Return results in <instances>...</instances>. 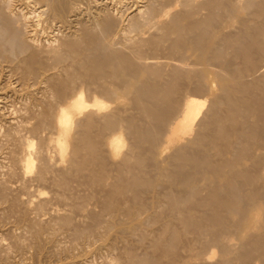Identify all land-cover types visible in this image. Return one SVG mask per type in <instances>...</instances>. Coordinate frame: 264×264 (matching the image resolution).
<instances>
[{"label":"rangeland","instance_id":"374dc122","mask_svg":"<svg viewBox=\"0 0 264 264\" xmlns=\"http://www.w3.org/2000/svg\"><path fill=\"white\" fill-rule=\"evenodd\" d=\"M13 2L12 3H14L15 2V0H12ZM26 1V0H25ZM25 1L24 0H19V4L17 3L18 2V0H16V2L13 4V7H15V8H17V9H23V11H27L28 12V10L30 11V9H28L27 8V6H26V4H25ZM89 1H90V3H89ZM118 0H85V3H83L82 4V7H83V9H85L84 11H83V13H84V20L85 21H87L88 19H89V15L90 14H88V11H89V9H90V11H92V10H94L92 7L94 6V5H96V7L94 6V8L96 9H98V8H101V6H102V10H104L105 12H106V14L105 15H107V13H108V17L109 18H111V19H109V22H111L113 25H118V26H120L121 25V27H122V23H126V24H123V26L124 27H126L127 26V24H129L128 23V21L129 22H131V20H133V19H135V18H133V17H136V13L139 15V13L138 12H136V11H138L139 10V8L141 7V11H143V12H146L145 10H146V4H147V1H145V0H127V1H123V0H120V2L118 1ZM137 1V2H136ZM153 1V0H152ZM155 1V0H154ZM161 1H163V3L161 2ZM161 1H159L158 0V2L159 3H161V4H163V5H161V6H168V7H171V4H173L172 5V9L174 10V14L176 13V15L178 16V17H180L181 18V20L183 19V21H186V20H188L187 18H188V16H190L189 17V20H190V18H192L193 19V16H195V15H200V17H202L201 18V20H206V21H204V22H207L208 24H206V23H204L205 24V27H203L204 26V24L202 23V21H201V24H202V30L201 29H199V30H201V31H199V30H196V27H200V25L201 24H199V26H196L197 24H196V22H193L192 24L190 23V25H193L194 26V23H195V26L193 27V26H191V27H193V28H191V29H193L195 32H196V34H195V32L192 34L193 36V38L196 40V38H195V35L197 36V34L199 33H201L200 35H199V37L197 38L199 41L201 40V39H203L204 37H207L206 39H205V41H209L210 39L212 40V42H215V44H216V41H215V38H213L214 37V35H216L215 33H213L214 31H211V29L212 28H215L214 26L213 27H211L210 26V24L211 25H214V23H215V25L217 26H221L222 28H223V30H225L226 32H231L232 31V29L234 28L233 27V25H234V23H228L227 25H226V23L223 21V19H224V17L227 15V13H229L228 11H226V7L229 5V3H231V0H219V1H217V0H205V6H204V0H188L189 2H187V0H186V5L184 4V3H182V2H185V1H183V0H161ZM193 1V2H192ZM195 1V2H194ZM202 1V2H201ZM216 3H215V2ZM229 1V2H228ZM261 2H262V0H260ZM260 1L258 2V4H256V5H252V7L250 6V10L251 11H249V8H248V11L247 10H245V12H244V14L245 13H247V12H253V11H256V9L258 10L259 8V6H261V5H264V3H260ZM264 1V0H263ZM21 2H24L23 4L21 3ZM93 2H95L94 4H93ZM99 2V3H98ZM101 2V3H100ZM122 2V3H121ZM156 2V4H155V6L159 9H163L164 7H160L159 6V4H158V2H157V0L155 1ZM199 2V3H198ZM219 2H222V3H220V5H219ZM97 3V4H96ZM121 5H120V4ZM165 3L167 4V5H165ZM169 3H171V4H169ZM180 3H181V5H180ZM189 3V4H188ZM192 3H195V4H193L192 5V7H187L188 5H190L191 6V4ZM224 3L225 4H228L227 6L226 5H224ZM89 4V5H88ZM93 4V5H92ZM100 4V5H99ZM117 4V5H116ZM119 4V5H118ZM133 4V5H132ZM158 4V5H157ZM188 4V5H187ZM196 4H197V6H196ZM217 4H218V7H217ZM222 4V5H221ZM259 4H261V5H259ZM23 5H25L26 7H24ZM36 5V4H35ZM38 5V4H37ZM85 7H84V6ZM104 5H106V7H108L107 9H108V11L109 12H107V9H105L106 7L104 6ZM117 7H115V6ZM175 5V6H174ZM199 5V6H198ZM214 5H216V7L214 6ZM257 5H258V7H257ZM21 6V7H20ZM91 8H90V7ZM122 6V7H121ZM125 6H126V8H125ZM139 6V7H138ZM145 6V7H144ZM159 6V7H158ZM220 6H224V7H222L225 11H223V9L222 10H219V8H221ZM226 6V7H225ZM254 6H256V7H254ZM137 7V8H136ZM175 7V8H174ZM183 7H185V8H183ZM195 7H199L198 9L197 8H195ZM205 7H207V8H205ZM214 7V8H213ZM24 8H25V10H24ZM89 8V9H88ZM116 8V9H115ZM121 8H122V10H121ZM128 8V9H127ZM135 8V9H134ZM142 8L144 9V10H142ZM165 8H167V7H165ZM189 8H192L191 10L189 9ZM216 8H218V11L216 10ZM254 8H256L255 10H252V9H254ZM260 8H262V11H259V10H261V9H259L258 11H259V19L257 18V17H254L253 19V23H252V25L254 26H251L250 24V22H247V23H249V24H245L244 26H247L248 25V27H249V25H250V27L249 28H252V29H249L252 33H253V29L254 28H257L256 29V31L258 32V34H257V32L256 31H254V33L256 32V35L254 36L253 34V37H249L250 39H248V35L249 34H251V32L249 33L248 32V28L246 29V27H245V29L246 30H244V31H246V33L248 32V34L247 35H244L243 37L245 38V39H242L243 37H241L242 35L241 34H239V36L238 37H240L241 39H240V41H246L245 43L243 42H241L242 44H241V47H239L240 46V42H238L239 43V45H238V43L237 44H235L237 41H239V39H234V38H236L237 36L236 35H234V34H231V35H229L228 33V35H227V37H233L234 36V38H232L231 37V39H233L232 41H234V40H236V42L234 43V50L237 52H232L233 50H229V49H233V46H231L230 45V43L232 42H230V38H228L229 39V41L228 42H230L229 43V45H228V42H226L225 41V39H227L225 36L226 35H224V34H219L221 37V39H216L217 40V42H218V40L221 42V44H219V46L222 48V51H224V52H222V55H221V59H223V60H225V61H229L228 63H229V67H230V65H231V67H230V69L233 67V65H235L232 69H235V70H233L234 72H236L235 74H233L234 72L232 71V73H231V71H230V69H228L227 70V68H225L223 65L221 66V65H219V64H217L216 63V65L214 66L215 67V69H220V66H221V69H223V70H227V72H229L228 74H233V75H231L230 77L229 76H227V74H225L224 76H221V75H219V76H216V75H214L213 73H211L210 75V84H211V92L210 93H204V89L201 91V89H195L194 87H195V85H196V82L194 83H191L190 84V86L191 87H187V85H185L184 83H185V79H186V75H184L183 77L181 76V74H179L181 71H177V72H179V73H177L176 72V68H175V72L177 73H174V69H173V71H172V68H174V67H172L173 66V64L175 65V61H177V59L174 61V56L175 55H177L176 53L178 52L177 50H175V52H172L171 53V51H174V48H172V45H174V46H176V47H178L177 45H175V43L177 42V39L178 38H176V37H178V34L179 35H183V36H185V34H183V32L181 31V29H180V27L182 26V23H180V24H178L177 25V22H171V21H174V18L173 19H171L170 18V16H169V18L171 19L170 20V22L168 21H165L166 23H163L164 25H168V24H170V26H172L173 25V23L175 24L174 25V28H173V26H172V28L175 30V34H174V37L173 38H171L173 35V33H174V30H171L170 32H171V34L170 33H168V31H169V29L166 31L167 33H168V38H170L171 40H169L168 38H166L167 37V35H165V34H167L166 32H165V28H164V26H162V28L163 29H165L164 31H162L161 30V26H159V24L157 25V23H154L153 21V23L151 22V21H145V23L142 21V20H145V18H144V13H143V15H142V13H140L141 15H139V16H141V18L140 17H137V19L139 20H141L142 18V20H141V22L143 23V25H145V27L146 28H148V29H146V28H143L144 26H142V29H146L143 33L142 32H140V33H142L143 35L145 34L146 35V38L148 37L150 40H149V42L151 41V40H154V41H156V42H152L151 41V43H153V44H150V46H148L149 45V42H147V39H144V40H146V41H144L143 43H146V45H144L143 43H140V44H137V43H139V40H137L134 44H136V46H139V48H140V46L144 49V50H146L147 52H148V62L150 63V61L151 62H154V64L155 65H153V63L152 64H150V66L152 67V65H153V69L151 68V69H149V71H150V73H154V72H156L157 74L159 73V77L156 75V73H154V75H156V76H154V75H152L154 78H161L162 77V79H164V81L166 80L165 78H169V76L168 75H171V77H172V79H173V77H177V78H175V79H173V80H170L171 79V77H170V79H168L167 78V80H169V81H172V84H167L168 86H169V88H165V91H164V93H167L168 95H164V93L162 94L163 96H164V99H165V96H167L166 98L167 99H163V98H161V99H159L160 97H163L162 95H160V97L159 96H153V95H155V94H153L152 96L153 97H155V98H157V97H159L158 99H153L152 100V106H151V104L149 103V100H146V101H148V103L150 104H148L146 101H144V102H146L147 103V105L145 106L146 107V113L147 114H149V115H147L146 113H144L143 111H142V109H141V107L140 106H137V104H135V103H137L135 100H137L138 102H143V101H139L138 99H135L134 98V100H133V102L131 101V103H124V108H126L127 107V109H126V111H125V115H128L129 117H131L132 116V118H130L129 119V117H126V120H127V124H126V122H125V126L127 125V127H126V129H127V131L126 132H124V135H125V145H124V148H123V150L124 151H122L123 152V154H122V156H121V154L119 155V156H116V158H111V162H112V164H113V166H112V164H110L109 163V161H110V156L108 157V159H106L105 157H106V149H105V147H104V145H101V144H103V142L101 141V139H103L105 136H106V134H107V132H108V130L110 129V128H112L110 125H107L106 124V122H104V121H106V120H104L103 118L101 119V116H100V119H99V117H97V116H95L94 117V115H93V120L94 121H91L92 123H89V125H88V123H87V127H85L86 126V124H84V122L85 121H83V126L82 125H80L81 127H77L76 128V137H77V143L78 144H80L81 142H82V139L81 138H86L85 136H83L82 137V133L83 132H81V131H85V130H87V131H85V133H84V135H86V134H88V138H87V140L91 137V136H93V134H94V136H96V138L101 134L100 132H102V136H104L103 138H102V136L100 135V137H98V138H101V139H99V142L101 143L100 144V147L101 146H103L104 147V149H103V147H101L100 149H98L99 148V142H98V138L97 139H94V137H91L92 139H94L93 141H91V140H89L88 142L90 143V145L89 144H87V145H85V143L83 144V145H85L84 146V148L82 149V143L80 144V147L79 146H77L78 147V149L76 148V150H78L77 152H76V150H75V153H74V150H72V152L73 153H71V151L70 152H68V157H71V158H69V159H66V161H68L67 163V167H65V165H64V161H62L63 163V165H64V167H62L63 165L61 164V166L60 165H58V164H55L54 163V161H58L56 158L58 157V156H55V152L56 151H54V153L51 151L53 148H51L52 146V144L51 145H49V147L51 148H49L50 150L49 151H51L52 152V154H54L53 156H52V154H51V152H49V151H47L48 152V155H51L53 158H55V160L51 157V159H50V161L53 159V161H51V162H49L48 164H49V166L48 167H46V169L47 170H51L49 173H47V171H46V169L45 168H43V170L44 171H46V172H44L42 169H40L41 168V165L39 166V159H36L35 161H34V165L36 164H38V166H36L37 167V169L39 168L40 169V171H37L36 170V168L34 167V169L33 170H35V172L37 171V172H39V173H35V177H34V171H30L33 175H29V172L27 173V172H25L24 171V169H23V164L22 165H20V160L19 161H17V159H19V156H21V158L22 157H24V152H25V150L24 151H21V154L19 155V153H20V151L19 150H23L24 149V146H23V148H22V146H21V138L19 137L20 135H22L23 137H27V138H23V140L22 141H24V143L22 144V145H24L25 144V139H27V140H33V142H36L37 141V139H38V141L36 142V144L34 143V145L37 147L38 145H40V141H41V139H45V137L44 136H46V139H47V135H48V132H49V129H47V127L45 126L44 127V125L42 124V122L41 123H39L40 121H39V119H41V121L43 120L42 118L44 117V115H43V111H41V110H39V109H41L42 107H43V110H44V106L46 105V104H44V103H48V101H49V103L47 104V105H50L51 103L53 104L54 102H56L57 101V98H56V95H51L52 93L54 94V92H56V91H54V92H51V91H53V89H55V90H58V93L59 92H61V90H63L64 91V89H67L66 88V82L68 81V79H69V76L72 74V73H75V72H77L76 71V69L78 70V71H80V69H78V68H75L74 70H73V67H71V70H69V68H67V70L68 71H71V72H68L67 70H65L64 69V71L65 72H68V74L67 73H65L63 70L61 71V73L62 74H64V76H62L63 78L65 77L66 78V75L65 74H67L68 75V79L66 78V79H63L62 77H61V73H60V78H61V81H63V80H65V82H64V84L63 83H61V81H60V79L59 78H55L58 82H55L54 81V83H58V84H54L53 83V85H56V87H57V85H58V87H61L60 89H58V88H56L55 86H54V88H51L52 90L51 91H49V93L47 92V90H45V89H48V88H45L43 85L44 84H42L40 81H38V79H37V82H36V79H34V77L33 78H30L29 77V82L25 79L27 76H23V72H24V69H22V68H20L21 70H18V68H16V70H15V68H12L13 69V71H15V74H13L14 72L12 71V69H11V67H7L6 69H4L5 68V66L4 65H2L1 67H0V69L3 71H1L0 70V126L2 125V127H0V163H1V165H0V190L1 191H3V192H1L0 191V264H178L177 262H179V264H186V263H188V264H220L221 263V261H222V263L221 264H245V262H246V264H264L263 263V261H264V249L262 248V246L264 247V243H262V242H264V194H262V193H264V173H262V172H264V137H262L261 138V136H264L263 135V132H264V101H262V100H264V92H262V90H260L261 88L260 87H262V89L264 88L263 86H264V28H263V26H262V24L264 23L263 22V20L264 19H262L263 17H264V12H263V9H264V6H261ZM28 9V10H27ZM92 9V10H91ZM181 12H179L178 10ZM186 9V10H185ZM188 9L190 10V11H192V12H190V11H188ZM195 9V10H194ZM200 9V10H199ZM212 9V10H211ZM88 10V11H87ZM121 10V11H120ZM172 10V11H173ZM182 10V11H181ZM196 10H199V11H196ZM207 10V11H206ZM208 10H209V12L211 13V11H212V13L214 14V17L213 18H211L213 15H212V13H211V15H210V13L208 14ZM31 11H33V10H31ZM30 11V13H32L31 14V16H32V20H33V22L34 21H39V22H34V23H39V27H40V24L42 23L43 25H41L42 27V29L41 28H39V32H40V34L38 35L37 34V36H38V39L40 40H38L39 42H41V41H43L44 39V41H46L47 39H52V38H56L57 40H56V43L57 42H63L62 40H61V38L64 40L66 37L63 35H61V36H59V34L61 33V31H57V30H60V28H61V30L62 29H65L66 28V25L68 24V22L65 24V23H63V22H59V21H56V20H53V19H51V18H48L47 16H44V15H46V14H36V13H39L38 12V9H36V12L35 11H33V12H31ZM124 11V12H123ZM135 11V12H134ZM140 11V12H141ZM177 11H178V13L180 14V16H179V14L177 13ZM247 11V12H246ZM112 14H111V13ZM118 12V13H117ZM193 12H196V13H193ZM200 14H199V13ZM207 12V13H206ZM224 12H227L226 13V15H225V13ZM260 12H261V14H262V16L260 15ZM263 12V13H262ZM29 12H28V15L30 14ZM90 13V12H89ZM122 14V15H120V16H123V17H120L119 16V14ZM130 13V14H129ZM135 13V15L134 16H132V18L133 19H131V15L132 14H134ZM207 15H210V17L208 16H204L205 14ZM33 14H36V15H33ZM87 14V15H86ZM129 14V15H128ZM145 14H147V13H145ZM202 14V15H201ZM204 14V15H203ZM221 14L222 15H225V16H223L222 18H221ZM39 15H41V17H46L47 18V20H46V18H41V17H39ZM182 15V16H181ZM187 16V17H185V16ZM192 15V16H191ZM247 15V14H246ZM34 16H37V18L35 17L34 18ZM120 17L119 19V23L116 21V20H118V17ZM127 16H128V18H127ZM145 16H147V15H145ZM171 16H173V15H171ZM261 16V17H260ZM38 17L40 18V20L38 19ZM85 17H87V18H85ZM129 17H130V20H129ZM107 18V17H106ZM124 18V19H123ZM126 18V19H125ZM168 18V19H169ZM180 18H178L179 19V22L181 21L180 20ZM196 19H198L199 20V16L198 17H195ZM205 18V19H204ZM208 18V19H207ZM35 19H37V20H35ZM43 19H44V21H43ZM48 19H51L50 21V23H49V21H48ZM82 19V20H83ZM108 19V18H107ZM115 19V20H114ZM177 19V20H178ZM215 21H214V20ZM45 20H46V22H45ZM83 20V21H84ZM111 20V21H110ZM125 20V21H124ZM212 22H211V21ZM257 20H259V22L257 21ZM260 20L262 21V22H260ZM42 21V22H41ZM122 21V22H121ZM223 21V22H222ZM32 22V21H31ZM56 22H57V24H56ZM149 22H151V23H149ZM258 23L259 25V29H258V26L256 25V23ZM45 23V24H44ZM54 25H53V24ZM63 23V24H62ZM198 23V22H197ZM223 23V24H222ZM237 24L239 23V22H236ZM235 23V28L233 29V30H237L236 28L239 26V24H238V26H236L237 24ZM261 23V24H260ZM49 24V25H48ZM51 24V25H50ZM61 24V25H60ZM147 24V25H146ZM148 24H150V25H148ZM152 24L154 25V26H152ZM232 26H231V25ZM53 25V26H52ZM63 25V26H62ZM161 25H162V23H161ZM225 25V26H224ZM264 25V24H263ZM43 26H45L44 28H43ZM49 26V27H48ZM158 26H159V28H158ZM165 26V27H166ZM184 26V25H183ZM231 26V27H230ZM256 26V27H255ZM261 26H262V28H261ZM46 27H48V29H46ZM65 27V28H64ZM151 27V28H150ZM153 27H154V29H153ZM155 27H157V28H155ZM178 27H179V29H178ZM188 26H186V28H187ZM233 27V28H232ZM58 28V29H57ZM182 28V27H181ZM184 28H185V26H184ZM195 28V29H194ZM206 28H209L208 30H209V33L208 32H206L207 34H209V36H210V38L208 39V35L205 33H203L202 31L204 30V29H206ZM229 29V28H232V29H229V30H226V29ZM41 29V30H40ZM156 29H158V30H156ZM176 29L178 30V31H176ZM262 29V30H261ZM148 30V31H147ZM212 30H214V29H212ZM231 30V31H230ZM255 30V29H254ZM51 31V32H50ZM57 31V32H56ZM65 31V30H64ZM122 31H124L125 32V29L124 30H122ZM121 31V32H122ZM147 31V32H146ZM151 31V32H150ZM179 31H181L182 33L180 34V32ZM259 31H261V32H259ZM263 31V32H262ZM121 32L119 33L120 34V36L119 37H121L122 38V36L124 35V34H122V36H121ZM133 32H135L136 33V31H130V32H128V34H130V35H135V33H133ZM159 32V33H158ZM164 34L165 36L164 37H162V39H161V36H163L162 34ZM165 32V33H164ZM177 32H179L178 34H176ZM211 32H212V34H211ZM232 32H234V31H232ZM236 32V31H235ZM56 33H59V34H56V36H55V34ZM123 33V32H122ZM125 33H127V31L125 32ZM138 34V32L136 33V35L135 36H137V37H135V38H139L138 36H140L141 34ZM151 35H150V34ZM204 35H203V34ZM259 33H262V34H259ZM49 35V37H48V35ZM138 34V35H137ZM148 34V35H147ZM160 35L161 34V36H158V40L156 39L157 37L155 36V35ZM171 36H170V35ZM57 35L60 37L59 39H60V41H58V38H57ZM152 35H154V36H152ZM177 35V36H176ZM203 35V36H202ZM207 35V36H206ZM212 35V36H211ZM218 34H217V36H219ZM52 36V37H51ZM142 36V35H141ZM140 36V37H141ZM151 38H153V39H151ZM183 36H179L180 38L178 39V44L181 46V49H182V52L183 53H186L187 52V50L186 49H188V48H185V47H182L183 46V44H185L184 42L185 41H187V40H185V38L183 37ZM202 38H201V37ZM217 36H215V37H217ZM247 36V37H246ZM41 37H43V38H41ZM48 37V38H47ZM63 37H65V38H63ZM154 37H155V39H154ZM182 37L184 38V40L182 39ZM191 37V35H190V38L193 40V43H194V39ZM237 37V38H238ZM257 37H259V38H261V39H257ZM263 37V38H262ZM121 38H118V39H121ZM143 38H145V37H143ZM213 38V39H212ZM222 38H224L223 40L226 42V44L225 43H223V41H222ZM256 38V39H255ZM43 39V40H42ZM161 39V40H160ZM164 39V40H163ZM174 39H176V41H174ZM246 39H248V40H246ZM251 39H253V40H251ZM67 40V39H66ZM164 42H163V41ZM165 40H168V41H165ZM192 40H190V41H192ZM250 40H251V43H250ZM256 40V41H255ZM259 40H260V42H262V43H260L259 42ZM65 41V40H64ZM159 41V42H158ZM172 41H174L173 42V44H172ZM189 41V40H188ZM202 41V40H201ZM248 41V42H247ZM160 42H163V43H160ZM180 42H181V44H180ZM257 42V43H256ZM44 43V42H43ZM54 43H55V41H54ZM189 43V42H188ZM192 43V44H193ZM202 43H204V40L202 41ZM225 44V45H223V44ZM255 43L257 44V45H255ZM259 43V44H258ZM60 44V43H59ZM156 44H158L157 45V47H156ZM186 44H187V42H186ZM192 44H190L191 46H192ZM57 45H58V43H57ZM60 45H62V44H60ZM155 47V49L157 48V50H155L154 49V47ZM201 45V44H200ZM217 45V44H216ZM226 45H228L227 47H230V48H227L228 49V51L226 50V49H223L224 48V46H225V48H226ZM244 46V48H243V46ZM173 46V47H174ZM203 45H201V47H202ZM218 46V45H217ZM236 46V47H235ZM257 46V47H256ZM153 49H152V48ZM158 47H160L159 49H158ZM162 47V48H161ZM176 47H175V49H176ZM193 47H195V46H192V48ZM197 48H198V46H196ZM195 47V49H190L189 48V50H188V52L186 53V55H185V57L184 58H187L186 60H184V62L185 61H187V62H185V63H187V64H190L189 62H191V61H189L188 62V60L190 59H192L193 58V60L194 59H196V57H198L197 59L199 60L200 58H201V56L200 55H197L198 54V52H200L201 53V49H200V51H198L197 52V48ZM254 47V48H253ZM132 48H133V46H129L128 47V50H130V51H132ZM178 48H180V47H178ZM259 48H262V49H260L259 50ZM149 49H151V50H149ZM162 49V50H161ZM173 49V50H172ZM181 49H179V50H181ZM244 49V50H243ZM245 49H246V51H245ZM253 49H254V52H253ZM154 50L156 51V52H154ZM162 52H161V51ZM192 50V51H191ZM195 50V51H194ZM251 50V51H250ZM152 51H153V53H152ZM228 52V55H227V52ZM245 51V52H244ZM247 51H248V53H247ZM256 51H258V52H256ZM194 52V53H193ZM196 52H197V54H196ZM231 52V53H230ZM251 54H250V53ZM158 53V54H157ZM160 53V54H159ZM163 53H164V56H166V57H169V58H166V57H164L163 56ZM167 53H169V54H167ZM172 54V57H171V54ZM179 53V52H178ZM199 53V54H200ZM233 53V54H232ZM244 53H246L245 54V56H244ZM255 53V54H254ZM258 53V54H257ZM260 53H261V55H260ZM154 56H153V55ZM166 54V55H165ZM188 54V55H187ZM197 55V56H195V55ZM226 54V55H225ZM231 54V55H230ZM248 54H249V56H248ZM156 55H159L158 57L156 56ZM189 55H191V56H189ZM253 55V56H252ZM156 56V57H155ZM189 57V59H188V57ZM153 57H154V59H153ZM170 57H171V59H172V61H170L171 59H170ZM176 57V56H175ZM191 57V58H190ZM236 57V58H235ZM245 59H244V58ZM247 57H248V61L250 62V63H247ZM257 57V58H256ZM158 60H157V59ZM234 59V60H230V59ZM151 59V60H150ZM167 60L166 61V63H165V61L163 62V60ZM169 59V60H168ZM220 59V58H219ZM235 59H237V60H235ZM259 59H260V61H259ZM153 60V61H152ZM157 62H156V61ZM192 60V61H193ZM215 60V62L216 61H218V60H216V58L215 59H213L212 61H214ZM256 60V61H255ZM196 61V60H195ZM221 61V60H220ZM233 61H237V63H239V65L238 64H236L235 62V64L233 63ZM241 61V62H240ZM243 61V62H242ZM246 61V62H245ZM159 62V63H158ZM174 62V63H173ZM183 62V63H184ZM219 62V61H218ZM260 62V63H259ZM170 63V64H169ZM222 63V62H221ZM241 63H242V65H241ZM156 64H158V67H160L159 69H161V66L162 67H164V68H162V70L163 71H168V73H170V74H165L164 72H162V71H159L157 68V66H156ZM172 64V65H171ZM246 65V69H242V68H245L244 66ZM169 65V66H168ZM171 65V66H170ZM191 65H192V63H191ZM190 65V66H191ZM239 67H238V66ZM252 67H251V66ZM155 66V67H154ZM185 66H187V65H185ZM238 68H237V67ZM242 66V68H241V71H240V67ZM259 66H261V67H259ZM87 67V66H86ZM85 67V68H86ZM171 68V69H169V68ZM194 67V66H193ZM192 66L191 67H188V68H193ZM216 67H219V68H216ZM225 69H224V68ZM85 68H81V70L82 69H85ZM195 68L197 69V67L195 66ZM194 68V69H195ZM249 68V69H248ZM9 69V70H8ZM11 69V70H10ZM156 69V70H155ZM180 69V68H179ZM178 69V70H179ZM187 69V68H186ZM196 69H195V71H196ZM236 69H237V71H236ZM239 69V70H238ZM11 73V71H12V73L8 76V74H9V72ZM158 70V71H157ZM180 70H183V72H185L184 71V69H180ZM190 70V69H189ZM193 70V69H192ZM252 70V71H251ZM19 71V72H18ZM49 71V70H48ZM47 71V72H48ZM51 71V70H50ZM154 71V72H153ZM194 71V70H193ZM193 71H190V74L191 75H193L192 73H193ZM246 72V74L244 73V75L242 74H240L239 72ZM6 72H8V73H6ZM160 72H161V74H160ZM188 72L189 71H187L186 73L188 74ZM237 72H238V75L240 76H236V74H237ZM257 72H258V74H260L261 75V77L263 76V78L261 79V78H259L258 77V75H257ZM260 72H262V73H260ZM16 73H18V74H20L22 77H19V75L18 74H16ZM71 73V74H70ZM162 73H164L165 74V76H164V74H162ZM167 73V72H166ZM185 73V74H186ZM13 74V75H12ZM70 74V75H69ZM16 75V76H15ZM163 75V76H162ZM175 75V76H174ZM178 75V76H177ZM179 75H180V77H179ZM195 75H196V72H195ZM256 75H257V77H256ZM259 75V76H260ZM15 76V77H14ZM17 76H18V78H17ZM9 77V78H8ZM58 77H59V75H58ZM247 78V77H249L250 79H246L247 81H251L252 82V84H253V86H252V89L253 90H251L250 88V86H251V84H250V81H249V84H248V82L244 79V78ZM252 77H253V79H254V77H255V79L256 80H254V82H255V84H256V82H257V80H263V82L261 83L260 82V80L257 82V84L256 85H254V82H253V80H252ZM20 78H22V79H20ZM80 79L81 78H83V76H80L79 77ZM78 78V79H79ZM258 78V79H257ZM17 79V82L15 81V80ZM19 79V80H18ZM33 79V80H32ZM78 79H77V81H78ZM222 81V82H220V80ZM230 79H232V80H230ZM239 79H240V81L242 80L243 81V79L245 80V83H247V84H245V85H243L241 82H240V84L241 85H243L244 87H246V89H244V87L243 86H241L238 82H239ZM10 80V81H9ZM21 80V81H20ZM22 80H25V81H22ZM30 80H31V82H30ZM67 80V81H66ZM175 80V82L173 83V81ZM15 81V82H14ZM20 81V82H19ZM169 81H167L168 83H170ZM215 81V82H214ZM236 82L233 86H231L232 85V83L233 82ZM238 81V82H237ZM11 82V83H10ZM33 82V83H32ZM35 82V83H34ZM166 82V83H167ZM221 83L222 85H223V88L225 89V88H227V89H229V90H227V94L224 92V90H221L222 89V87H220V85H219V83ZM244 82V81H243ZM9 83H10V85L11 86H14L13 87V91H11L12 90V88L10 87V85H9ZM18 83V84H17ZM21 83H23V84H21ZM24 83L26 84L25 86H24ZM31 83V84H30ZM186 83H188L187 81H186ZM217 83V84H216ZM227 83H230V85L229 84H227ZM6 84H8V85H6ZM19 84H20V87H19ZM27 84H30V86H31V88H32V90H30V86L29 85H27ZM34 86H33V85ZM37 86H36V85ZM42 84V85H41ZM175 84H177L176 86H175ZM183 84V85H182ZM194 84V85H193ZM3 85V86H2ZM172 85H174L175 87H177L176 89H175V87L173 86L172 87ZM184 85H185V87H184ZM225 85V86H224ZM227 85V86H226ZM247 85V86H246ZM248 85H249V87L250 88H248ZM257 85H261V86H257ZM23 86V87H22ZM36 86V87H35ZM39 86H42V88L41 87H39ZM63 86H65V88L63 87ZM242 87V89H241V87ZM28 87H29V90H27L28 89ZM44 87V88H43ZM172 87V88H171ZM178 87H180L179 89H181V90H183L184 88V91H180L179 89H178ZM184 87V88H183ZM233 87V88H232ZM259 87V88H258ZM5 88V89H4ZM11 88V89H10ZM17 88H20V89H17ZM38 88H40L39 90H41V91H46V92H43L45 95H43V93L41 92H39V90H38ZM62 88H64V89H62ZM190 88H192V90H190ZM193 88H194V90L195 91H197V92H195L194 90H193ZM201 88V87H200ZM236 88V89H235ZM257 88L259 89V90H257ZM10 89V90H9ZM21 89H25L24 90V92H22L21 91ZM35 89H36V91H35ZM167 89H169V90H167ZM172 89V90H171ZM177 92H175V94H173L174 93V90ZM237 89H239V90H241V91H244V92H241V91H237ZM19 90V91H18ZM48 90H50V88L48 89ZM226 90V89H225ZM232 90V91H231ZM234 90V91H233ZM249 90H251V92L249 91ZM4 91H5V93H4ZM15 91V92H14ZM16 91H18V92H16ZM30 91V92H29ZM35 91V92H34ZM38 91V92H37ZM170 91H172V92H170ZM182 93V94H180V92ZM188 91V93H190L192 96H194V93H195V95L197 96V97H199L200 96V98L201 99H203V98H206L207 96V98L205 99V102H204V109H206V111H209V109L211 108H213V112L214 113H218V112H216V110L217 111H221V112H219L217 115L215 114V115H213V113H208L209 115L207 116V112H206V115L204 114L205 113V110H204V112H202L203 114H200L199 113V115L201 116L200 118L197 116V118L198 119H196V121H195V125H194V129H193V135L195 134V136L197 135V134H199V138H201L203 141H204V143H205V141L207 140V143H208V141L209 140H213L212 142L211 141H209L210 143H208V145L210 146V148L209 149H211V145L213 144L214 145V142L215 141H217L216 139H213V138H215L214 136L215 135H217V127L216 126H214L212 123H214V121L215 120H213L212 118L213 117H215L216 116V118L215 119H217L216 120V122L215 123H217V122H219V123H222V125H224V123L226 124L225 126H228L225 130H224V132H227L228 130L230 131V133H229V131H228V133L227 134H225L226 135V142L228 141V143L230 142L229 141V139H230V137H229V134H230V136H231V139L233 138V135H234V132H235V130L233 131V128L236 126L235 125V122H237V125H242V126H245L248 130H249V132H252V133H250V135L251 136H249V135H247V138H245L244 137V135L246 136V133L248 134L249 132H246L245 131V133L244 134H242V137H244V139L242 138L241 139V143L243 142L244 143V145H245V147L240 143L239 144V147H240V145H242L243 147H241V148H238V150H237V146H236V151H235V153H234V155H235V159H234V155H233V157L231 156V160H230V162H231V165L229 166V167H231L232 166V169L234 168V170H232V173L235 171V172H237L238 173V175H239V173H240V176L242 177H240V176H238V178H236V176H234V177H232L231 178V184H232V188H230L229 187V189L230 190H232V191H234L235 190V192H237V189H238V192H241V193H239V195H235L236 193H232V195L234 196H231V195H229L228 194V196H230V197H232L231 198V200L232 201H227V202H230V203H227V202H225L224 203V206L226 207H228V210H227V208H226V210L225 211H227V212H225V214L227 215V217L229 216H231L230 217V219L228 218V220L230 221H226L225 219H227V217L226 218H224V216H225V214L223 213L224 211H222V209H225V207L224 206H222V204L223 203H221V199H219V198H221V194L219 195L218 193H216L217 195H215L214 193H211L212 191L209 189V188H202V187H198V183L196 182V180H198V182H200L199 180L201 179V177H200V172H201V168H202V164H199L198 166H196V164H197V162H199L198 160H196V162H193V161H195L194 159L196 158H191L192 159V161H191V159H189L188 161L189 162H186L185 163V161L187 160V159H184V163H181V162H183V158L181 157V155H179V153L177 152V150H174V151H176L177 153H175V152H171V150H173V148L171 149V148H167V149H163L162 151H163V153H162V151H157L156 150V147H155V149H154V151H153V149L151 148V150H150V148L148 149H146V147H147V144H148V146L149 145H152V144H150V143H153V141L152 140H150L151 138H149L150 136H146L145 137V135L146 134H148V133H145V131H144V133H142L143 132V130L141 129V125H148L147 123H149V122H151V123H154V122H157V121H159V119L160 118H162L161 116H160V114L162 113V110H163V108H166V107H170V106H172L173 105V102L171 101V99H173V101H174V99L177 97V95H178V97L179 96H181V95H183V94H186V92ZM220 91H222L221 92V94H220ZM229 91V92H228ZM235 91H237V92H235ZM254 91H255V93L256 94H252V93H254ZM259 91H260V95L259 96H257V94H259ZM263 91H264V89H263ZM30 94V93H32V94H28V93ZM37 92V93H36ZM194 92V93H193ZM202 92V93H201ZM232 92H234V93H232ZM251 93V95H250V93ZM262 92V93H261ZM16 93V94H15ZM17 93H19V94H17ZM21 93V94H20ZM25 93V94H24ZM33 93H34V95H33ZM39 93V94H38ZM46 93L47 94H50L51 95V97L52 98H56V99H50V100H52V101H50L49 99H47V98H49L50 97V95H49V97L46 95ZM171 93H172V95H174V97L171 95ZM187 93V94H188ZM197 93V94H196ZM203 94V95H201V94ZM215 93H219L218 95H216ZM222 93L225 95V97L226 96H228V94H229V96L227 97V98H229V99H227V98H225L224 97V95H223V98H221L220 96H222ZM237 93H240V94H237ZM36 94H38L39 95V97H38V95H36ZM56 94H57V92H56ZM212 94H215V95H213L212 96ZM14 95V96H13ZM16 95V96H15ZM36 95V96H35ZM41 95H43V96H41ZM176 95V96H175ZM199 95V96H198ZM220 95V96H219ZM248 95H250L249 97H248ZM253 95H255L254 96V98H256V96H257V98H256V100H254V102H253V100H251V96H253ZM8 96V97H7ZM25 96V97H24ZM28 96V97H27ZM30 96H32V97H30ZM34 96L39 100L41 97H43V98H41L40 100H42V102L43 101H45L46 100V102H41L40 100L38 101L37 99H35V101H33L34 100ZM46 96V99L44 98ZM57 96H58V94H57ZM150 96L151 95H148V97H149V99H150ZM169 96V97H168ZM215 96V97H214ZM263 96V97H262ZM5 99H4V98ZM10 97H12V98H10ZM20 97V98H19ZM147 97V98H148ZM153 97H151V98H153ZM173 97V98H172ZM177 97V98H178ZM182 97V96H181ZM181 97L179 98V99H181ZM203 97V98H202ZM213 97V98H212ZM241 97V98H240ZM247 97H248V99H247ZM259 97H261V98H259ZM32 99L31 100V102H30V99ZM146 98V99H147ZM169 98V99H168ZM171 98V99H170ZM211 98V99H210ZM232 98H234V100L232 99ZM242 98H244L243 100H242ZM253 98V97H252ZM253 98V99H254ZM263 98V99H262ZM19 99V100H18ZM21 99V100H20ZM26 99V100H25ZM45 99V100H44ZM225 99H226V101H225ZM236 99H237V101H236ZM246 99H247V101H246ZM249 99H250V101H249ZM257 99H259V100H257ZM11 100H13V101H11ZM22 100H25V102H23ZM37 100V101H36ZM48 100V101H47ZM53 100H55V101H53ZM166 101V103L165 104H163V103H161L160 101ZM171 101V103H170V101ZM175 100H177V99H175ZM209 100H211V101H209ZM228 100V101H227ZM232 100L233 101H236V102H239L240 100V102L239 103H237L236 104V102L234 103H232ZM239 100V101H238ZM180 101V100H179ZM208 101H209V103H208ZM220 101H221V103H220ZM224 101H225V103L227 104V105H223V103H224ZM249 101V102H248ZM260 101L262 102V103H260ZM12 102V103H11ZM26 102H27V104H26ZM34 102V103H33ZM39 102H40V104H39ZM150 102H151V100H150ZM158 104H157V103ZM160 102V103H159ZM177 102V101H176ZM175 102V103H176ZM230 102L232 103V104H230ZM251 102V103H250ZM253 102V103H252ZM10 103V104H9ZM21 103L22 104H26V107L24 108V107H22L23 105H21ZM28 103H29V106H28ZM35 103H37L36 104V106H35ZM145 103V104H146ZM156 103V104H155ZM171 105H170V104ZM248 103H250V104H248ZM255 103V104H254ZM15 104L16 105H18V106H15ZM24 104V105H25ZM34 104V105H33ZM42 104L44 105V106H42ZM51 104V105H52ZM113 104H115V103H113L112 102V104L111 105H113ZM140 103H138V105H139ZM141 104H143L144 105V103H141ZM166 104H169V106L168 105H166ZM177 104H179V102H177ZM177 104H174V106H176ZM215 104H216V106H215ZM219 104H222V105H219ZM233 104H235V105H233ZM238 104H239V106H238ZM247 104V105H246ZM254 104V105H253ZM8 105V106H7ZM12 105V106H11ZM33 105V106H32ZM37 105H39V106H41V108H39V106H38V108H37ZM46 105V106H47ZM129 105H131V107L129 106ZM163 105H165V106H163ZM231 105V106H230ZM242 105V106H241ZM256 105V106H255ZM258 105V106H257ZM21 106V107H20ZM35 106V107H34ZM129 106V107H128ZM177 106H179V105H177ZM176 106V107H177ZM213 106V107H212ZM225 106V107H224ZM228 106V107H227ZM248 106V107H247ZM251 106V107H250ZM18 109V107L20 108V111H19V109L17 110L16 108ZM49 106H47L46 108H48ZM151 107V108H150ZM206 107V108H205ZM207 107H209V109L207 110ZM214 107H215V109H214ZM220 109H219V108ZM232 107V108H231ZM235 107L236 108H240L241 107V109H235ZM259 109H258V108ZM262 107V108H261ZM29 108V109H28ZM131 108V109H130ZM218 108V109H217ZM228 108V109H227ZM236 110H234V109ZM248 109V111H247V109ZM251 108H252V111H250L251 110ZM253 108H256V109H253ZM12 109V110H11ZM23 111H22V110ZM27 111H26V110ZM31 109V110H30ZM38 109V110H37ZM133 109V110H132ZM148 109H150V110H148ZM151 109H153V110H151ZM157 109H159L160 110V114H159V111L157 110ZM210 109V110H211ZM227 110L226 111V113L225 112H223L224 110ZM230 109V110H229ZM232 109V110H231ZM25 110V111H24ZM135 110V111H134ZM156 110V111H155ZM173 110V109H172ZM229 110V111H228ZM237 110H239V111H237ZM241 110H242V112H241ZM253 110H254V112L255 111H258V112H253ZM13 111V112H12ZM38 111H40V113L38 112ZM128 111V112H127ZM142 111V114H140V112ZM154 111L156 112V115H152L153 113H154ZM158 111V112H157ZM232 111V112H231ZM31 112V113H30ZM42 112V113H41ZM132 112V113H131ZM136 112V113H135ZM227 112L229 113V112H231L230 114H227ZM235 112H236V114H235ZM239 112V113H238ZM252 112V113H251ZM8 113V114H7ZM35 115H34V114ZM134 113V115H140V116H134V115H132ZM158 113V114H157ZM170 113V112H169ZM234 113V114H233ZM241 113V114H240ZM249 113V114H248ZM251 113V114H250ZM6 114V115H5ZM17 114V115H16ZM20 114V115H19ZM29 116H28V115ZM39 114V115H38ZM146 114V117L147 118H145V115ZM222 114H226V115H228V116H226V120H224L223 121V119H225V116L224 115H222ZM233 114V115H232ZM248 114V115H247ZM257 114H259V115H257ZM262 114V115H261ZM4 115V116H3ZM38 115V117H36ZM141 115H142V119L144 120H140V118H141ZM152 115V116H151ZM164 115V114H163ZM167 115V114H166ZM169 115H174V114H169ZM204 115H205V117H204ZM211 115V116H210ZM241 115V116H240ZM243 115V116H242ZM16 116V117H15ZM19 116H21V117H19ZM86 115H84V117H85ZM143 116H144V118H143ZM149 116V117H148ZM170 116V117H171ZM210 116V117H209ZM213 116V117H212ZM224 116V118L222 119V117ZM230 116H231V118H230ZM240 118H239V117ZM245 116H247V119L246 118H243V117H245ZM262 116H263V118H262ZM135 119H134V118ZM138 117V120H139V122H140V124L141 125H137V128L138 127H140V129H139V131H138V129H136V127H135V125H136V123H135V121L136 122H138L137 121V118ZM155 118V120H153L152 118ZM158 117H160V118H158ZM173 117V116H172ZM209 118V119H211V121L210 122H212V123H209V122H205L206 120L208 121V119H205V121H204V118ZM227 117H228V120H227ZM234 117V118H233ZM236 117V118H235ZM238 117V118H237ZM249 117V118H248ZM16 118V119H15ZM19 118V119H18ZM22 118V119H21ZM39 118V119H38ZM150 118V119H149ZM255 118H258L257 120L255 119ZM18 119V120H17ZM21 119V120H20ZM36 119H38V121L36 120ZM97 121H99L100 120V122H97ZM134 119V120H133ZM150 120L149 122H148V120ZM235 119V120H234ZM240 119H242V120H240ZM254 119V120H253ZM10 122H9V121ZM20 120V121H19ZM85 120V119H84ZM101 120H104V121H101ZM198 120V121H197ZM200 120V121H199ZM203 120V121H202ZM236 120H238V121H236ZM243 120H245V121H243ZM262 120V121H261ZM7 121V122H6ZM18 121V122H17ZM108 121V120H107ZM142 121V122H141ZM146 121V122H145ZM229 121V122H228ZM240 121V122H239ZM241 121H243V122H241ZM252 121H254L255 122V125H254V122H252ZM256 121L258 122V124H259V126L257 127L256 125H257V123H256ZM260 121L263 123H261L260 124ZM16 122V123H15ZM38 124H40L39 126L40 127H37V126H32V127H34V129L30 126V125H38ZM95 122V123H94ZM102 122V125H100L99 123H101ZM144 122L146 123V124H144ZM198 122V123H197ZM224 122V123H223ZM228 122V123H227ZM249 122V123H248ZM252 122V123H251ZM17 123H18V125H17ZM103 123H105V126H103L104 124ZM130 123V124H129ZM214 123V124H215ZM240 123V124H239ZM242 123V124H241ZM250 123L252 124V125H254V126H256L257 127V129H262L263 128V132L262 131H260V130H257V129H255L256 127H254V126H251L250 125ZM16 124V125H15ZM92 126H91V125ZM218 124V123H217ZM227 124H229V125H227ZM13 125H15V126H13ZM23 125V126H22ZM28 125V126H27ZM97 125H99V131L97 130V128H98V126ZM132 127H131V126ZM235 125V126H234ZM250 126V129L248 128L249 126ZM9 126H11V127H14V129L16 130V132H13V131H15V130H13V128H10ZM110 126V127H109ZM128 126L130 127L129 129H128ZM143 126V127H144ZM213 126V127H212ZM248 126V127H247ZM28 127V128H27ZM35 127H36V129H35ZM85 128V129H83V128ZM93 127V128H92ZM102 127V128H101ZM105 127V128H104ZM107 127H109V128H107ZM114 127V126H113ZM142 127V128H143ZM239 126H237V128H238ZM37 128H39V129H37ZM42 128V129H41ZM78 128H82V129H80V131H78ZM88 128V129H87ZM91 128V130H89ZM96 128V129H95ZM104 128V131L102 130ZM107 128V129H106ZM205 128H206V132H205ZM229 128V129H228ZM251 128H252V130H251ZM9 129H11L10 131L11 132H9ZM22 129V130H21ZM27 129V130H26ZM32 129V131H30ZM48 130V131H46V130ZM125 129V128H124ZM132 129V130H131ZM196 129H199V133H197L196 131ZM202 129H204V130H202ZM228 129V130H227ZM253 129H255V131H253ZM13 130V131H12ZM28 130H29V132H28ZM39 131V130H41V131H39V132H37V131ZM94 130H97V133H99V135L97 136L96 134H95V132H94ZM113 130V129H112ZM111 130V131H112ZM128 130H130V135H128ZM140 130H142V132L140 131ZM195 130V131H194ZM201 130H202V132H205V133H207L208 131L207 130H209V135L211 134V136H210V138L208 139V135H203V133L201 132ZM27 131V132H26ZM34 131V132H33ZM37 133H36V132ZM88 131H90V133H87ZM110 130H109V134H110V132H111ZM258 131H260V133H262L261 135H260V133L258 132ZM12 132L14 133V135L12 134ZM26 132V133H25ZM81 132V133H80ZM105 132V133H104ZM139 134V135H137V133ZM200 132L202 133V137H204V138H202V137H200ZM6 133V134H5ZM17 133V134H16ZM23 133V134H22ZM34 133V134H33ZM40 133V134H39ZM93 133V134H92ZM127 133V134H126ZM134 133H136V134H134ZM163 133V132H162ZM161 133V135H163ZM213 133H214V135H213ZM243 133V132H242ZM255 133V134H254ZM256 133H259V135L257 136V137H255L254 135H257ZM30 134V135H29ZM33 134V138H32V135ZM42 134V135H41ZM46 134V135H45ZM89 134H91L90 136H89ZM108 134V135H109ZM134 134V135H133ZM208 134V133H207ZM222 134V133H221ZM5 135H8V136H5ZM26 135V136H25ZM28 135V136H27ZM34 135H36V136H34ZM107 135V136H108ZM127 135L129 136V137H127ZM132 135H133V138H132V140H131V137H132ZM17 136L19 137V138H17ZM78 136H79V138H78ZM135 136V137H134ZM137 136V137H136ZM213 136V137H212ZM250 137V140L253 138V140L251 141V142H253V141H256L255 140V138L257 139V138H261V139H257V141H258V143L256 142V144H254V142H253V144H250L251 146H249V148L252 150H250V149H248V146H247V144L244 142V140L247 142V140L249 141V137ZM260 136V137H259ZM7 137V138H6ZM36 137V138H35ZM148 137V138H147ZM17 138V139H16ZM32 138V139H31ZM126 138H128V140L129 141H127V139ZM134 138H135V140L137 141H135L134 140ZM139 138V139H138ZM6 139V140H5ZM36 139V140H35ZM45 139V140H46ZM78 139H81V141L79 142V140ZM140 140L139 141V143H138V140ZM146 139H148V140H146ZM200 139V140H201ZM230 139V140H231ZM35 140V141H34ZM40 140V141H39ZM84 140V142H87V140H85V139H83ZM131 140V141H130ZM197 141V142H202V140L201 141ZM243 140V141H242ZM133 141L135 142L134 143V145H133ZM146 141H147V143H146ZM150 141V142H149ZM47 142V141H46ZM92 142V143H91ZM96 142V143H95ZM131 142V143H130ZM142 142V143H141ZM250 142V143H251ZM4 143H6V144H4ZM94 143V144H93ZM145 145H144V144ZM206 143V144H207ZM227 143V144H228ZM231 143V142H230ZM230 143H229V145H230ZM19 144H20V146H19ZM98 144V145H97ZM128 144H129V146H128ZM136 144H140L139 146L138 145H136ZM144 146V147H141L142 145ZM193 144V143H192ZM203 144V143H202ZM202 144H199V145H202ZM248 144H249V142H248ZM96 145V146H95ZM195 145V147H197L196 146V144H194ZM198 145V144H197ZM212 145V146H213ZM257 145V146H256ZM260 145V146H259ZM125 146L127 147V148H129V149H131V148H133V149H131V150H128V151H126L127 150V148H125ZM189 146H191V145H189ZM233 146V145H232ZM20 147V148H19ZM39 147V146H38ZM37 147V148H38ZM95 147V149H96V151L95 150H93V148ZM153 147V146H152ZM88 150H87V149ZM89 148H91L92 149V151L94 152H92L91 151V149H89ZM137 149V150H134V149ZM139 148V149H138ZM234 148V147H233ZM256 148V149H255ZM32 149H34V150H37V149H35V148H33L32 147ZM48 149V148H47ZM46 149V150H47ZM80 149V150H79ZM101 149H102V151L104 150V152H102L101 151ZM144 149V150H143ZM171 149V150H170ZM239 149H244V150H242V151H239ZM246 149V150H245ZM6 150V151H5ZM33 150V151H34ZM86 150V151H85ZM140 150V151H139ZM141 150H142V152H141ZM262 150V151H261ZM81 151H83V152H81ZM129 151H130V153H129ZM132 151V152H131ZM137 151H139V152H137ZM152 151H153V156L151 157V153H152ZM170 151V152H169ZM212 151H213V149H212ZM211 151V152H212ZM247 152V153H245V152ZM248 151H250L249 153L251 154H249L248 153ZM6 152V153H5ZM14 152V153H13ZM16 152V153H15ZM22 152H23V154H22ZM87 152V153H86ZM136 152V153H135ZM146 152V153H145ZM148 152H151L150 154L148 153ZM82 153V154H81ZM83 153H85L86 154V156H83L84 154ZM96 153V154H95ZM101 153L102 154H104V155H101ZM135 155H134V154ZM139 153V154H138ZM141 153H144L143 155H144V157H142L143 155L141 154ZM252 153H254V154H252ZM261 155H260V154ZM15 154V155H14ZM16 154L18 155V158H16L15 156H16ZM73 154L75 155V156H73ZM89 154V155H88ZM98 154V155H97ZM128 154H130V155H128ZM138 154V155H137ZM148 154V155H147ZM156 154H157V156H156ZM164 154V155H163ZM181 154V153H180ZM246 154H247V156H246ZM257 154H259V155H257ZM2 155V156H1ZM57 155V154H56ZM71 155V156H70ZM80 155H82V156H80ZM96 155V156H95ZM137 155V156H136ZM145 155H147V157L148 156H150L151 158H153V161L152 160H150L151 158H146V156ZM170 155V159H166L168 156ZM241 156V157H239L238 159H237V157L238 156ZM263 155V156H262ZM55 156V157H54ZM94 156H95V158H94ZM98 156V157H97ZM107 156H108V154H107ZM251 156V157H250ZM258 156V157H257ZM259 156H260V158H259ZM67 157V158H68ZM74 157V158H73ZM79 157H81V158H79ZM83 157V158H82ZM93 157V158H92ZM105 159H104V158ZM172 157H174V158H172ZM198 157V156H197ZM201 157V156H200ZM253 157V158H252ZM16 158V159H15ZM78 158V159H77ZM85 158V159H84ZM101 158H103L104 159V161L103 160H101ZM121 158V159H120ZM126 158V159H125ZM136 158H137V161H136ZM142 158H143V160H142ZM146 158V159H145ZM176 158V160H173V159H175ZM180 158V159H179ZM202 158V157H201ZM204 158V157H203ZM246 158V159H245ZM250 158H251V160L252 159H254L252 162L254 163H252L251 162V160H250ZM258 158V159H257ZM3 159V160H2ZM23 159V158H22ZM75 159V160H74ZM76 159H77V161H76ZM83 159H84V161H83ZM126 160V162H128V164L131 162V159H132V162H133V159L135 160L133 163L134 164H136L138 161V163L136 164V165H134V164H132V165H134V169H136V171L135 170H133V168H132V165H131V168H132V170H131V168H130V164H129V166H128V164L127 163H125L124 161ZM139 159V160H138ZM155 159L157 160V161H159V162H163V163H169L170 161V164H167V166L169 167V172L171 171H173L174 172V170L176 169V173H177V171L179 172L180 171V169H182V171L183 172H188V176H187V178L186 179H188V178H190V179H188V180H186L185 182L186 183H190L191 181L193 182H196L195 184H197V187H195V188H197V189H195V190H193L190 194H187V193H185L184 191H182V192H179V194L177 193V195H178V198H177V196H176V198L175 199H177V201L175 202V200L173 199V196H175L176 194L174 193V194H172L173 196H171V197H169L170 195H168V196H164V195H162V196H159L158 195V201L159 202H161V203H159L160 204V208L158 209H153L152 211H151V213L150 214H152L153 216L154 215H157L158 216V218H157V221H154V220H156V218L155 217H153V216H151V218H152V220H150L151 218L149 217V220H148V222L146 221V225H143L142 227H140V228H136V230H135V233H133V234H131V232L130 231H126L125 232V230H122V229H120V228H118V227H116V228H112L111 230H109V232L107 231V229L106 228H104V226H105V221L107 220H109L111 217H114V213L112 212L113 210V207H111V205L113 204L114 205V201H115V204H124L125 202H126V204L128 203V204H130L131 205V202H132V204L133 205H136V206H138V203L140 204L141 203V201L143 202H145L146 200L147 201H152V198H151V196H153V195H151V194H153V192H151V191H149L148 189H151V187H152V183H153V180L155 179V176H153V175H155L154 173H153V171H152V163L153 162H155ZM205 159V158H204ZM239 159H240V161H239ZM16 160V161H15ZM69 160H71V161H69ZM80 160H82V161H80ZM107 160V161H106ZM114 160V161H113ZM118 160V162H116ZM128 160H130V161H128ZM140 160H142V162L140 161ZM180 160V161H179ZM235 160H237V162L239 161V162H241V163H236V161ZM260 160V161H259ZM22 161L23 160H21V163H22ZM38 161V163H36ZM66 161H65V163H66ZM77 162L78 163V165H80L81 163L80 162H82V164L80 165V170L81 171H79V169H78V167L79 166H77L76 164L77 163H74V162ZM86 161V162H85ZM98 161H102V163H103V165H102V163H100V162H98ZM106 161V162H105ZM120 161V162H119ZM151 161V162H150ZM167 161H169V162H167ZM249 161V162H248ZM70 162L72 163V164H70ZM105 162V163H104ZM111 165H109L108 163ZM114 162V163H113ZM124 164H123V163ZM143 162L144 163H146V162H148V164H143ZM176 162V163H175ZM193 163V164H195L194 165V168H193V166H191L189 163ZM235 162V163H234ZM247 162L249 163L248 164V167H247ZM257 162V163H256ZM61 162H59V164H60ZM83 163H84V165H83ZM174 163H175V165H176V168L173 170V168H171V165H172V167H173V165H174ZM181 163V164H180ZM255 163H256V165H255ZM75 166H74V165ZM127 164V165H126ZM151 166H150V165ZM180 164V165H179ZM188 164V165H187ZM192 164V165H193ZM239 164L241 165V166H239ZM245 164H246V167H244L245 166ZM84 167H83V166ZM103 166V168L101 167V166ZM107 165H109V167L110 168H108V166ZM148 167H147V166ZM175 165H174V167H175ZM179 165V168L177 167ZM185 165V166H184ZM206 165V164H205ZM204 165V166H205ZM234 165H236V166H234ZM250 165H251V167H250ZM22 166V168H20ZM50 166H51V168H50ZM62 167V168H65V170H63V169H59L60 167ZM72 166H74V167H72ZM105 166H107V167H105ZM117 166V167H116ZM137 168H136V167ZM138 166L139 167H141V168H139L138 169ZM182 168H181V167ZM190 167V168H192V170L194 169V171H192V172H194V173H192L190 170V168H187V167ZM72 167V168H71ZM76 167V170H74V168ZM82 167V168H81ZM119 167V169H116V168H118ZM123 167H124V169H123ZM127 167V168H126ZM128 167H129V169L131 170H128ZM145 167H146V169L147 170H145ZM151 167V168H150ZM186 167V168H185ZM197 167H199V169L197 168ZM238 168L239 170H240V172H239V170L237 171V169L236 168ZM242 167V168H241ZM1 168L3 169V170H1ZM56 168V169H55ZM106 168V169H105ZM120 168H122V170L120 171ZM148 168H149V170H148ZM178 168V169H177ZM197 168V169H196ZM241 168V169H240ZM245 168V169H244ZM248 168H251V169H248ZM262 170V171H260V169ZM23 171H22V170ZM56 171H55V170ZM101 169H105L104 171L103 170H101ZM114 169V170H113ZM127 171H126V170ZM188 169V170H187ZM190 169V170H189ZM195 169L196 170H198V172L196 171V173H195ZM245 170V171H242V170ZM248 169V170H247ZM256 169V170H255ZM60 170V171H59ZM64 171V174H63V171ZM67 170V171H66ZM74 170V171H73ZM101 170V171H100ZM116 170V171H115ZM200 170V171H199ZM42 171V172H41ZM108 171V172H107ZM110 171H113V172H110ZM114 171H115V173H114ZM133 171L135 172V173H133ZM148 171V172H147ZM150 171V172H149ZM182 171H180V172H182ZM259 171V172H258ZM24 172V173H23ZM56 172V173H55ZM108 174H107V173ZM110 172V173H109ZM126 172H127V174H126ZM147 172V173H146ZM168 172V173H169ZM234 172V173H235ZM243 172L245 173V174H243ZM252 172V173H251ZM254 172V173H253ZM258 172V173H257ZM51 173V174H50ZM62 173V174H61ZM97 173H100V174H97ZM112 173V174H111ZM128 173L130 174L131 173V176H132V173H133V183L132 184H130L132 181L130 180H128V179H131L132 177H130V175H129V177L127 176L128 175ZM138 174V175H134V174ZM233 173V175H235V174H237V173H235L234 174ZM25 174H27V175H25ZM37 174H39V176L37 175ZM45 174H47L48 176V179L45 177L46 175ZM103 174H105L106 176V178L107 179H105V183L102 181V180H104V178L105 177H103L104 175ZM116 174V176H114ZM121 174V175H120ZM124 175V178H123V175ZM142 174H144L143 176H142ZM178 174V173H177ZM195 174V175H194ZM247 174V175H246ZM250 175V178H249V175ZM255 174V175H254ZM262 175V176H260V175ZM37 175V176H36ZM43 175H45V176H43ZM61 175V176H60ZM102 177H101V176ZM194 175V176H193ZM232 175V176H233ZM243 175H246V176H243ZM253 175V177H251ZM101 178H100V177ZM109 176H113V178H115V179H111ZM120 176H122V177H120ZM146 176H147V178H146ZM199 176V177H198ZM256 176V177H255ZM38 177V178H37ZM55 177V178H54ZM57 177V178H56ZM62 177V179L60 180V178ZM84 177V178H83ZM125 177H127L126 179H125ZM134 177H136V178H134ZM140 177V178H139ZM143 179H142V178ZM152 177H154L153 179H151ZM168 177H170V176H168ZM178 177H180V175L178 176ZM193 177V178H192ZM195 177H196V180H195ZM198 177V178H197ZM244 177H245V179H244ZM248 177V178H247ZM258 177H260L259 179H260V181L258 180ZM46 178V179H45ZM51 178V179H50ZM98 178H100V179H98ZM117 178V179H116ZM171 178V177H170ZM83 179V180H82ZM102 179V180H101ZM109 179V180H108ZM121 179V180H120ZM125 179V180H124ZM136 179V180H135ZM194 179V180H193ZM253 179V180H252ZM60 180V181H59ZM103 182H101V181ZM112 180H114V181H112ZM118 180V182H121V181H123L124 180V182H122V184L124 185H120L121 183H116L115 184V182ZM134 180L136 181V182H134ZM142 181V182H138V181ZM152 180V181H151ZM239 180V181H238ZM249 180V181H248ZM255 180H256V182H255ZM82 181V182H81ZM96 181H99V182H97L96 183ZM113 182V184L112 183H109V182ZM151 181V182H150ZM237 181H238V183H237ZM247 181V182H246ZM127 182V183H126ZM128 182H129V184H128ZM138 182V184L139 185H141V186H143V187H139V185L138 184H136ZM145 182V183H144ZM185 182L184 183H182L181 182V184H179V186L181 187V188H183L186 184H185ZM101 184V185H98V184ZM106 183L108 184V186H106ZM119 186H118V185ZM137 186V187H135V185ZM184 184V185H183ZM97 185V186H96ZM104 187H103V186ZM132 185H133V187H132ZM235 187H237V188H235ZM240 187H239V186ZM243 185V186H242ZM2 186V187H1ZM75 186H79V188L78 187H76V188H74ZM113 186V187H112ZM116 186H118V187H122V190H123V192H122V194H119L120 192H121V190H118V188L116 187ZM126 186V187H125ZM144 186H145V192H142V191H144ZM258 186V187H257ZM261 186H263L262 188H261ZM37 187V188H36ZM112 187V188H111ZM252 187V188H251ZM261 189H260V188ZM4 188V189H3ZM98 188V189H97ZM103 188V190H101ZM105 188L108 190V193L107 192H105L104 193V191H107V190H105ZM109 188V189H108ZM115 188H117V189H115ZM159 188V187H158ZM162 188H164V187H160L159 189H162ZM235 188V189H234ZM243 188V189H242ZM254 188H256L255 189V191H259L260 193H259V195H258V192L256 193L255 191H254ZM259 190H258V189ZM39 189V190H38ZM96 189V190H95ZM114 189H115V191H114ZM119 189H121V188H119ZM148 191H147V190ZM158 189V190H159ZM243 191H242V190ZM36 190V191H35ZM76 190V191H75ZM117 190V191H116ZM126 190V191H125ZM152 190V189H151ZM162 190H164L165 191V189H162ZM161 190V191H162ZM209 191V194H210V196L211 195H213L214 194V202L215 203H213V201H212V198H209L208 196L209 195H206V193L207 192H205V191ZM241 190V191H240ZM41 191H43V192H41ZM97 191H103V192H100V193H98ZM119 191V192H118ZM137 191H138V193H137ZM160 191V192H161ZM199 191V192H198ZM211 191V192H210ZM41 193L40 195L38 194V193ZM75 192V193H74ZM116 192H118V193H116ZM147 192V193H146ZM149 192H151V193H149ZM196 192V193H195ZM237 192V193H238ZM243 192H245L244 194H243ZM33 193V194H32ZM97 193L99 194V196H97ZM111 193V194H110ZM135 193V194H134ZM195 193V194H194ZM201 193V194H200ZM256 193V194H255ZM3 194H5L4 196H3ZM74 194V195H73ZM75 194H77L76 196H75ZM104 194V195H103ZM105 194H106V196H105ZM110 194V195H109ZM137 194V195H136ZM150 194V195H149ZM200 194V195H199ZM241 194V195H240ZM245 194H247V195H245ZM79 195V196H78ZM126 195H134V196H132V197H129V196H126ZM183 195V196H182ZM202 195V196H201ZM203 195H205V197L203 196ZM219 195V197L217 198H215V196H218ZM242 195H243V198H241L242 197ZM253 195H254V197H253ZM255 195H258V197L256 196L255 197ZM260 195H263L262 196V198H261V196ZM38 196V197H37ZM122 196H124V197H122ZM135 196H137L138 197V199H139V201H138V199H137V197H135ZM180 196H181V198H180ZM206 196H207V198H209V200L206 198ZM227 196V195H226ZM227 196V197H228ZM237 196H239V200L241 201H238V198H237ZM97 197V198H96ZM122 197V198H121ZM135 197V198H134ZM168 199H167V198ZM201 197H202V199H201ZM204 197V198H203ZM211 197H213V196H211ZM229 197V198H230ZM261 199H263V201L261 202L260 201V198ZM35 198V199H34ZM225 198V197H224ZM234 198H236L235 200H236V203L235 202H233L234 201ZM241 198V199H240ZM246 198V199H245ZM256 198V199H255ZM257 198H259V200L257 199ZM95 199V200H94ZM137 199V200H136ZM141 199V200H140ZM144 199V200H143ZM146 199V200H145ZM150 199V200H149ZM180 199V200H179ZM182 199V200H181ZM252 199H254V200H252ZM161 200V201H160ZM183 200H185V201H183ZM186 200H188V201H186ZM197 200V201H196ZM211 200V201H210ZM216 200V201H215ZM225 200H228L227 198H225ZM224 200V201H225ZM243 200V201H242ZM248 201V202H245V201ZM256 200V201H255ZM83 201H84V203H83ZM129 201H131V202H129ZM135 201H136V203H135ZM138 201V202H137ZM146 201V202H147ZM164 201H166V202H164ZM180 201H182V204L184 205V203H185V205L183 206L182 204H181V202ZM193 201V202H192ZM196 203H195V202ZM199 201V202H198ZM217 201H219L218 202V204H217ZM253 201V202H252ZM259 201V202H258ZM98 202V203H97ZM112 202V203H111ZM120 202V203H119ZM171 202V203H170ZM173 202V203H172ZM190 202V203H189ZM238 202H240V203H238ZM254 202H257V203H255L254 204ZM38 203V204H37ZM40 203V204H39ZM83 203V204H82ZM156 203V202H155ZM164 203V204H163ZM187 203V204H186ZM203 203V204H202ZM212 203V204H211ZM220 203H221V205H220ZM233 203H235L234 205H233ZM246 203H248V204H246ZM259 203V204H258ZM80 204V205H79ZM85 204H87V205H85ZM108 204H111L110 206L108 205ZM144 204H146V203H144ZM157 204V203H156ZM158 204V205H159ZM189 204H191V205H189ZM240 204V209L242 208V206L243 205H245V207L247 208H245V211L247 210V212H245L244 211V209L242 210L243 212H245V216L244 215H242L243 214V212L241 213V217H239L238 215H239V212H237L238 210H239V208L237 207V205H239ZM257 204H258V206H257ZM82 205V206H81ZM84 205V206H83ZM90 205V207H88L87 208V206H89ZM112 205V206H113ZM166 206V207H164V206ZM196 205H197V207H196ZM212 207H210V206ZM217 205V206H216ZM232 205V209L230 208V206ZM236 205V206H235ZM242 205V206H241ZM256 205V206H255ZM186 206V207H185ZM191 206L193 207V208H191ZM216 207V208H214V207ZM223 207V208H221V213L224 215L223 217H222V215L220 214V216H217L220 212H219V208L220 207ZM234 206H235V208H234ZM248 206V207H247ZM259 206H262V209L259 207ZM86 207V208H85ZM111 207V208H110ZM155 207H157V205H155ZM159 207V206H158ZM179 207V208H178ZM181 207V208H180ZM183 207V208H182ZM202 207V208H201ZM238 208V210H236L237 208ZM255 207V208H254ZM47 208V209H46ZM178 208V209H177ZM185 208V209H184ZM180 209H182L181 211H180ZM204 209V212L202 211ZM234 209H235V211L237 212H235L234 211ZM248 209H250V210H248ZM257 209V210H256ZM43 210V211H42ZM46 210V211H45ZM134 211L136 210V209H133ZM156 210V211H155ZM159 210H160V212L161 213H159ZM188 210V211H187ZM231 210V211H230ZM261 210H262V213H261ZM122 211H124V210H122ZM184 213H183V212ZM191 211V212H190ZM228 211H229V213H228ZM240 211V210H239ZM42 212V213H41ZM154 212H156V214H154ZM176 212H178V213H176ZM199 212V213H198ZM217 212V213H216ZM251 212V213H250ZM109 213V214H108ZM113 213V214H112ZM125 213L126 212H122V214H121V212L119 213L118 212V214H120V216L119 215H117V217L118 218H120L121 217V219H125L128 215H126L125 216ZM112 214V215H111ZM177 214V215H176ZM206 214L207 215H209V216H206ZM67 217H66V216ZM111 215V216H110ZM122 215V216H121ZM162 215V216H161ZM185 217H184V216ZM201 215V216H200ZM238 216V218H237V216ZM246 215H247V217H246ZM258 215H261L262 216V218H261V216H258ZM63 216V217H62ZM100 216L101 217H103L104 219H103V221H101L100 222V220H101V218H100ZM172 216V217H171ZM202 218H200V217ZM203 216V217H202ZM159 217H161L162 219H160ZM165 217V218H164ZM169 217V218H168ZM178 219H177V218ZM188 217V218H187ZM208 217H210V218H208ZM243 217V218H242ZM247 219H246V218ZM261 219H260V218ZM34 218L36 219L35 221H33L34 220ZM39 218H42V220H40ZM69 218V219H68ZM100 220H99V219ZM155 218V219H154ZM224 218V219H223ZM234 218H236L235 219V222H236V220L238 219H240V221H252L251 219H254V218H257L258 219V225L260 224L262 227H263V229L262 228H260V229H257L258 227H256V229L255 230H250L249 232H248V236H247V234H245V238L244 239H239V238H237L236 237V235H234V234H232V235H234L235 236V238H234V236H232L234 239L233 240H231L232 241V243H233V248H235V249H232V252L231 253H233V254H231V253H228V254H226L224 251H223V249H222V247H221V245H220V247H221V249L219 248V243H217V241H218V239L219 238H223V234L227 231L228 232V230H229V232H231L230 231V228H231V230H232V232L233 231H236V230H238V229H240V227H236V225L237 224H234V222L233 223H231L232 222V219H234ZM241 218H242V220H241ZM245 218V219H244ZM183 219V220H182ZM190 219V221H186V220H189ZM199 219V220H198ZM203 219H204V221H203ZM206 219V220H205ZM30 222H29V221ZM97 220L99 221V223L97 222ZM159 220V221H158ZM183 222H182V221ZM212 220V221H211ZM214 220V221H213ZM40 221V222H39ZM47 221V222H46ZM203 221V222H202ZM211 221V222H210ZM217 221H219V222H217ZM263 222V223H261V222ZM34 223L33 225H31L32 223ZM36 222V223H35ZM37 222H38V224H37ZM64 222V223H63ZM155 222V223H154ZM212 222H213V224H212ZM217 222V223H216ZM226 222L228 223H230V224H232V225H228V224H226ZM27 223H28V225L30 224L31 226H33L34 227V229L33 230H35L36 228H38L39 229V233L38 234H40V236H41V234H42V236L40 237V236H36L35 237V235H33L32 233L33 232H35V231H31L32 230V228H29V227H31L30 225L29 226H27ZM43 224V226H40V225H42ZM48 223V224H47ZM49 223L51 224V223H54V224H56V226L57 227H55V225L54 224H51V225H49ZM66 223V224H65ZM168 223V224H167ZM176 223V224H175ZM191 223V224H190ZM197 223H198V225H197ZM205 223H207L206 225H208V226H206L205 225ZM209 223V224H208ZM216 223V224H215ZM220 223V224H219ZM36 224V226H34ZM44 224H47V225H44ZM157 224H159V225H157ZM160 224H163V225H160ZM188 226H187V225ZM201 224H202V226H201ZM222 224V225H221ZM49 225V226H48ZM104 225V226H103ZM156 225V226H155ZM166 225H167V227H166ZM169 225V226H168ZM171 225V226H170ZM183 225V226H182ZM186 225V226H185ZM216 225H217V227H216ZM225 227H229L228 229H226V228H224V226ZM235 225V226H234ZM257 225V226H258ZM259 225V226H260ZM17 226V227H16ZM39 226V227H38ZM162 226V227H161ZM43 227V228H42ZM46 229H45V228ZM54 227V229H51V228H53ZM151 227V228H150ZM163 227H165V228H163ZM170 227V228H169ZM201 227V228H200ZM223 227V228H222ZM27 228V229H26ZM48 228V229H47ZM55 228H56V231H55ZM73 228H75V229H73ZM104 228V229H103ZM143 228V229H142ZM146 228V229H145ZM148 228V229H147ZM208 230H206V229ZM211 228V229H210ZM220 228H222V230H219ZM45 229V230H44ZM49 229H51V231L52 230H54V232L52 231V232H50V230ZM78 229H80L79 231H78ZM85 229V230H84ZM106 229V230H105ZM141 229V230H140ZM157 229V230H156ZM171 229V230H170ZM201 229H203V230H201ZM215 229H217V230H215ZM224 229V230H223ZM30 230V231H29ZM37 230V229H36ZM101 230V231H100ZM108 233V234H106L105 233V231ZM113 230V231H112ZM192 230V231H191ZM28 231H29V233H28ZM42 231V232H41ZM74 231L77 233V234H79V236L76 234V233H74ZM87 231V232H86ZM132 231H134V230H132ZM138 231V232H137ZM157 231V232H156ZM210 231V232H209ZM217 231H219V232H217ZM225 231V232H224ZM25 232H27V233H25ZM31 232V233H30ZM41 232V233H40ZM88 234H86V233ZM151 233L152 232V234H150L149 235V233ZM222 232V234H220ZM85 233V234H84ZM99 235H101V233H102V235L101 236H99ZM104 233V234H103ZM112 233H114V234H112ZM194 233V234H193ZM196 233V234H195ZM198 233V234H197ZM246 233H247V231H246ZM83 234V235H82ZM109 234H111V236L109 235ZM251 234V235H250ZM253 234V235H252ZM30 235H31V237H32V239H31V237H30ZM84 235H86V237H84ZM108 235V236H107ZM196 237H195V236ZM198 235V236H197ZM200 235V236H199ZM211 235H213V236H211ZM222 235V236H221ZM256 235V236H255ZM19 236V237H18ZM77 236V237H76ZM142 236V237H141ZM208 236H209V238H211V239H214L215 240V238H218L216 241H211V239H208L207 240V238H208ZM221 236V237H220ZM34 237L35 238H37V240L35 241L34 240ZM83 237V238H82ZM102 237V238H101ZM200 237V238H199ZM206 237V238H205ZM248 237V238H247ZM18 238V239H17ZM40 238V239H39ZM81 238V239H80ZM194 238H196L195 239V241H194ZM248 239V240H246V242L244 241L245 239ZM16 241H15V240ZM176 239V240H175ZM197 239H199V242H201V243H199L198 242V240ZM21 240V241H20ZM39 240V242H40V245L38 244L39 242H37ZM42 241V243H41V241ZM148 240V241H147ZM150 240V241H149ZM153 240V241H152ZM157 240V241H156ZM159 240V241H158ZM174 240V241H173ZM202 240V241H201ZM240 240V241H239ZM18 241H20V242H18ZM24 243H23V242ZM34 243H33V242ZM191 241V242H190ZM153 242V243H152ZM211 242V243H210ZM215 244V245H213V243ZM218 244H216V243ZM238 242H239V244H238ZM17 243V244H16ZM20 243V244H19ZM36 243V244H35ZM60 243V244H59ZM166 245H165V244ZM169 243V244H168ZM192 243H194V244H192ZM244 243V244H243ZM260 243V244H259ZM19 244V245H18ZM160 244H162V245H160ZM182 244H183V246H182ZM262 244V245H261ZM33 245H36V246H33ZM169 245V246H168ZM198 245V246H197ZM218 247H217V246ZM239 245V246H238ZM249 245V246H248ZM259 245H261V246H259ZM19 246V247H18ZM56 246H58L59 248H60V250L58 249V247H56ZM61 246V247H60ZM168 246V247H167ZM188 246H189V248H188ZM201 246V247H200ZM216 246V247H215ZM244 246V247H243ZM251 246V247H250ZM259 246V247H258ZM23 247V248H22ZM37 247V248H36ZM42 247V248H41ZM183 247V248H182ZM195 247V248H194ZM197 247V248H196ZM208 247V248H207ZM209 247H211V248H209ZM238 247H239V249H238ZM241 247V248H240ZM22 248V249H21ZM44 248V249H43ZM56 248V249H55ZM186 248V249H185ZM191 248H193V249H191ZM212 248H216L214 251L216 252L215 253V255H214V259L212 258V261L211 260H207V259H205L204 258V253H205V256H206V253H207V250L209 251V250H211ZM244 248V249H243ZM261 248V249H260ZM21 251H20V250ZM183 249H185V251L183 250ZM195 249V250H194ZM220 249V250H219ZM247 249V250H246ZM250 249H251V251H250ZM189 250V251H188ZM191 250V251H190ZM197 250V251H196ZM219 250V251H218ZM239 250H241V251H239ZM25 253H24V252ZM42 251V252H41ZM188 251V252H187ZM198 251H199V254H198ZM203 252V254H202V252ZM217 251H218V253H217ZM236 252V253H234V252ZM262 251V252H261ZM19 252H21V253H19ZM181 252V253H180ZM190 252V253H189ZM192 252V253H191ZM196 252V253H195ZM222 252V253H221ZM242 252V253H241ZM261 252V253H260ZM186 253H188V254H186ZM223 253L224 254H226L227 255V257L228 258H230V260H229V262L227 261L226 263L224 262V258L226 257V255H223ZM247 253V254H246ZM193 254V255H192ZM197 254V255H196ZM202 254V255H201ZM241 254H243V256L241 255ZM246 254V255H245ZM261 254H263V255H261ZM180 255H181V257H180ZM199 255H201V256H199ZM222 256V257H219V256ZM229 255V256H228ZM8 256H9V258H8ZM21 256V257H20ZM177 256V257H176ZM179 256V257H178ZM188 256V257H187ZM197 256V257H196ZM200 258H199V257ZM4 258V260H3V258ZM24 257V258H23ZM243 257V258H242ZM260 257V258H259ZM6 258V259H5ZM181 258V259H180ZM204 258V260H205V263H204V260H202V259ZM12 259V260H11ZM201 259V260H200ZM232 259V260H231ZM235 259V260H234ZM7 260V261H6ZM200 260V261H199ZM238 262H237V261ZM243 260H245L244 262H242ZM263 260V261H262ZM10 261V262H9ZM12 261V262H11ZM15 261H16V263H15ZM203 261V262H202ZM230 261H231V263H230ZM233 261V262H232ZM194 262V263H193ZM199 262H201V263H199ZM211 262V263H210ZM215 262V263H214ZM224 262V263H223Z\"/></svg>","mask_w":264,"mask_h":264},{"label":"bare ground","instance_id":"6f19581e","mask_svg":"<svg viewBox=\"0 0 264 264\" xmlns=\"http://www.w3.org/2000/svg\"><path fill=\"white\" fill-rule=\"evenodd\" d=\"M25 1V0H24ZM94 1V0H93ZM99 1V0H98ZM105 1V0H104ZM114 1V0H113ZM119 2H120V0H118ZM117 1V2H118ZM124 1V0H123ZM125 1H127V0H125ZM140 1V0H139ZM145 1H147V6H146V12H143V11H141V7L139 8V10L138 11H136V12H138L139 13V15H141L140 13H144V18H145V20H142L144 23H145V21H153L154 23H157V25L159 24V26H161L160 28H161V30L163 29L162 28V26H164V28L166 29H163L162 31H164L165 30V32L169 29V31H168V33H170L171 34V30H174L173 28H174V23L175 22H177V25L178 24H180V23H182V28L180 27V29H181V31L183 32V34H185V36H183L181 33V31H179L180 32V34L181 35H179L178 33L179 32H177L176 34H178V37H176V38H180L179 36H183L184 38H185V40H187V41H185L184 40V38L182 37V39L185 41L184 43L185 44H183V46L182 47H185V48H188V49H186L187 50V52H188V50H189V48L191 49L192 48V46H198V48H197V52L198 51H200V49H201V53L200 52H198V54H197V52H196V54L197 55H200L201 56V58L198 60L197 58L198 57H196V59H194L193 60V58L190 60L189 59V57H188V62L189 61H191V62H189L190 64H187V63H185V62H187V61H185L184 62V60H186L187 58H184L185 57V55H186V53H183L182 52V49H181V46L178 44V42L180 41H178V39H177V42L175 43V45H177L178 47H180V48H178V47H176V46H174V45H172V48H174V51H171V53L172 52H175V50H177L178 52L176 53L177 55H175L174 56V61L177 59V61H175L176 63H175V65L173 64V66L172 67H174V68H172V71H173V69H174V73H176L177 71H181L180 73L179 72H177V73H179V74H181V76L183 77L184 75H186V79H185V85H187V87L189 86V87H191L190 86V84L191 83H195L196 82V85H195V89H201V91L204 89V93L206 92V93H210L211 92V84H210V74L211 73H213L214 75H216V76H219V75H221V76H224L225 74H227V76H231V75H233V74H235L236 72H234L233 70H235V69H232L235 65H233V67L230 69V67H231V65H230V67L228 66L229 65V61L227 62V61H225V60H223V59H221V55H222V52H224V51H222V46L220 47L219 46V44H221V40L219 41L218 40V42H217V38L218 39H221L220 37V35L219 34H224V35H226L225 37L227 38V39H225V41L226 42H228L229 41V39L228 38H230L231 39V37H227V35L229 34V35H231V34H234V35H238L239 36V34H241L242 36L241 37H243L244 35H247L248 34V32L250 33L251 31L249 30V29H252V28H249L250 27V25L251 26H253L252 25V23L254 22L253 20V18L254 17H259V11H262V8H260L261 6H264V5H261V4H259V5H261V6H259L258 7V5H257V7L259 8V9H261V10H257L256 8V6H254V7H256V8H254V9H252V10H255L256 9V11H253V12H247L248 11V8H249V11H251L250 10V6L252 7V5L254 4V5H256V4H258V2L260 1V0H231V3H229V5L228 4H225L224 3V5H228L225 9H226V11H228L229 13H227V12H224L225 13V15H226V13H227V15L225 16V15H222L221 14V18L223 17V16H225L224 17V19H223V21L226 23V25L228 24V23H236V22H239L238 24H239V26H238V24L236 25V26H238L236 29L237 30H233L234 28H235V23H234V25H233V29L232 28H229V29H232V31H234V32H232L231 30V32H226L225 30H223V28L219 25H215V23H214V25H211L210 24V26L211 27H215V28H212V29H214V30H212L211 29V31H214L213 33H215L216 35H214V37L213 38H215V41H216V44L218 45H216L215 44V42H212V40L210 39L209 41L207 40V41H205V39L207 38V37H204L203 39H201L202 41L204 40V43H202V41L200 40H198L197 38L199 37V35L201 34H197V36L195 35V38H196V40L192 37L193 35V33L195 32L193 29H191V28H193L194 26H195V23H194V26L193 25H190V23L192 24L193 22H196V26H199V24H201V21H202V23L204 24V23H206V24H208L207 22H204V21H206V20H201V18L202 17H200V15H195V16H193V19L192 18H190V20H189V17L190 16H188V20H186V21H183V19L181 20V18L180 17H178L177 15H176V13L174 14V10L172 9V5L174 4H171V3H169V4H171V7H168V6H165V7H167V8H165L164 6H161V5H163V4H161V3H159L158 2V0H157V2H158V4H159V6L160 7H164L163 9H158L156 6H155V4H156V0L154 1H152V0H145ZM159 1H161V0H159ZM171 1V0H170ZM175 1V0H174ZM181 1V0H180ZM183 1H185V2H182V3H186V0H183ZM190 1V0H189ZM188 0H187V2H189ZM196 1V0H195ZM194 1V2H195ZM217 1H219V0H217ZM227 1V0H226ZM13 1L12 0H0V67L2 66V65H4L5 66V68L4 69H6L8 66L9 67H11V69L12 68H15V70H16V68H18V70H21L20 68H22V69H24V72H23V76L25 77V76H27L25 79L29 82V77L30 78H33L34 77V79H36V82H37V79H38V81H40L42 84H44L43 86L45 87V88H50V90H48V89H45V90H47V92L49 93V91H51L52 89L51 88H54V86L56 87V85H53V83H54V81L55 82H58L55 78H59L60 79V81H61V78H60V73H61V71L63 70L64 71V69L65 70H67V68H69V70H71V67H73V70L75 69V68H78V69H80V71H78L77 69H76V71L77 72H75V73H72L71 71H68V72H71L69 75V79H68V72H65V73H67V74H65L66 75V78L68 79V81L66 82V88L67 89H64L65 88V86H63L64 88H62V89H64V91L63 90H61L60 88L61 87H58V85H57V87L56 88H58V89H60L61 90V92H59L58 93V90H55V89H53V91H51V92H54V91H56L57 92V94H58V96H57V94H56V92H54V94L52 93H50L51 95H56V98H57V101L56 102H54L52 105L50 104V105H47L48 103H49V101H48V103L46 102V96L44 97L45 99V101H43V102H46V103H44V104H46L47 106H49L48 108H46L47 106L45 105H43L42 104V106H44V110H43V107L41 108V106H39V105H37V108H38V106H39V108H41V109H39V110H41V111H43L44 113H43V115H44V117L42 118L43 120L41 121V119H39V123H41L42 122V124L44 125V127L46 126L47 127V129H49V132H48V135H47V139H46V136H44L45 137V139H41V141H40V145H38L37 147L34 145V143L36 144V142L38 141V139H37V141L36 142H33V140H27V139H25V144L24 145H22L23 143H24V141H22L23 140V138H27V137H23L22 135H20L19 137L21 138V146H22V148H23V146H24V149L22 150H19L20 151V153H19V155L21 154V151H24L25 150V152H24V157H22L21 158V156H19V159H17V161H19L20 162V165H22L23 164V169H24V171L25 172H29V175L31 174V175H33L30 171H34V177H35V173L37 172V171H40V169H42L43 170V168H45L46 169V167H48L49 166V162H51V161H53V159L55 160V158H53L52 156L54 155V154H52V152L54 153V151H56L55 153L57 154H55V156H58L56 159L58 160V161H54V163L55 164H58V165H60L61 166V164L63 163L62 161H64V165H65V167H67V162L68 161H66V159H69V158H71V157H68V152H70L71 151V153H73L72 152V150H74V153H75V150H76V148L78 149V147L77 146H79L80 147V144L82 145V149L84 148V146L85 145H87V144H89L90 145V143L88 142L89 140H91V141H93L94 139H97L98 137H100V135L102 134V132H100L98 129L100 128L99 127V125H97L98 126V128H97V130L101 133L100 135H99V133H97V130H94V132H95V134L98 136L97 138H96V136H94V134H93V136H91V137H94V139H92L91 137L87 140V136H88V134H86V135H84V133H85V131H87V130H83V131H81V132H83L82 134V137L83 136H85L86 138H81L82 139V142L80 143V144H78L77 143V135H76V128L77 127H81L80 125H82L83 124V121H85L84 122V124H86V126L85 127H87V123H88V125H89V123H92L91 121H94L93 120V115H94V117L95 116H97V117H99V119H100V116H101V119L103 118L104 120H106V121H104V120H101V121H104V122H106V124L107 125H112L111 127L112 128H110L109 130L111 131L112 129V131L110 132V134L108 133L109 132V130H108V132H107V134H106V136L104 137V136H102V138L103 139H101V138H98L97 140H98V142H99V139H101V141L103 142V144H101L100 142H99V148L98 149H100L101 147H103V146H101L100 147V144L101 145H104V147H105V149H106V153L108 154V156H107V154H106V159H108V157L110 156V161H109V163L111 162V158H116V156H119L120 154H121V156H122V154H123V152L122 151H124L123 150V148H124V145H125V135H124V132H126L127 131V129H126V127H127V120H126V117H129L128 115H125V111H126V109H127V107L126 108H124V103L126 104V103H131V101L133 102V100H134V98L135 99H138L139 101L141 100V101H143V102H138L137 100H135L137 103H135V104H137V106H140L141 107V109H142V111L144 112V113H146L145 111H146V105H147V103H148V101H146V100H149V103L151 104V106H152V100L155 98V97H153V96H159L160 97V95H162L163 93H164V91H165V88L168 86L167 84H172V81H169V80H167V78H165L166 80L164 81V79H162V77L161 78H154L152 75H154V73H156V72H154L153 74L152 73H150V71H149V69H151L152 67H153V65H155L154 64V62H151L150 61V63L148 62V52L146 51V50H144L141 46H140V48H139V46H136V44H134L137 40H139V43H137V44H140V43H143L144 41H146V40H144V39H147V42H149V38L147 37L146 38V35L144 34H142L146 29H148V28H146L145 27V25H143V23L141 22V20L139 19H137V17H140L141 18V16L143 15V13H142V15L141 16H139L137 13H136V17H133V18H135V19H133L132 18V16H134L135 15V13L134 14H132L131 15V19H133V20H131V22H129L128 21V23L129 24H127V26L126 27H124L123 26V24H126V23H122V27H121V25L120 26H118V25H113L111 22H109V19H111V18H109L107 15H108V13H107V15H105L106 14V12L104 11V10H102L103 8H102V6H101V8H94V6L96 7V5H94L92 8L94 9V10H92V11H90V9H89V11H88V14H90L89 16V19L87 18V17H85V18H87L88 20L87 21H85L83 18H84V13H83V11L85 10V9H83V7H82V4L83 3H85V0H26L25 1V4H26V6H27V8L28 9H30V11L31 10H33V11H35L36 12V9H38V12L39 13H36V14H46V15H44V16H47L48 18H51V19H53V20H56V21H59V22H63V23H67L68 22V24L66 25V28L65 29H62L61 30V28H60V30H57V31H61V33L59 34V33H56V34H59V36H65V37H63V38H65L64 40L61 38V40L63 41L62 43L61 42H57L58 43V45H57V43H56V38H52V39H47L46 41H44L43 39V41H41V42H39L40 40L38 39V36H37V34L39 35L40 34V32H39V28H41L42 26L41 25H43L42 23L40 24V27L38 26L39 25V23H34V22H39V21H34L33 22V20L31 19L32 18V16H31V14L32 13H30V11L28 10V12L30 13L29 15H28V12L27 11H23V9H17V8H15V7H13V4L16 2V0H15V2L14 3H12ZM137 2V1H136ZM162 3H163V1H161ZM172 2V1H171ZM193 2V1H192ZM202 2V1H201ZM215 2V1H214ZM229 2V1H228ZM18 4H19V0H18V2H17ZM22 4L24 3V2H21ZM89 3H90V1H89ZM95 2H93V4H94ZM99 3V2H98ZM101 3V2H100ZM122 3V2H121ZM155 3V4H154ZM190 3V2H189ZM188 3V4H189ZM199 3V2H198ZM216 3V2H215ZM220 3H222V2H219V5H220ZM256 3V4H255ZM260 3H264V1L262 0V2L260 1ZM36 4V5H35ZM38 4V5H37ZM86 4V3H85ZM92 4V5H93ZM97 4V3H96ZM120 4V3H119ZM118 4V5H119ZM157 4V5H158ZM187 4V5H188ZM193 4H195V3H192L191 4V6L190 5H188L187 7H192V5ZM223 4V3H222ZM221 4V5H222ZM89 5V4H88ZM100 5V4H99ZM117 5V4H116ZM121 5V4H120ZM133 5V4H132ZM165 5H167L166 3H165ZM180 5H181V3H180ZM186 5V4H185ZM24 7H26L25 5H23ZM84 6V5H83ZM86 6V5H85ZM84 6V7H85ZM105 7H106V5H104ZM115 6V5H114ZM158 6V7H159ZM175 6V5H174ZM194 6V5H193ZM196 6H197V4H196ZM199 6V5H198ZM204 6H205V0H204ZM215 7H216V5H214ZM21 7V6H20ZM90 7V6H89ZM116 7V6H115ZM118 7V6H117ZM116 7V8H117ZM122 7V6H121ZM139 7V6H138ZM145 7V6H144ZM217 7H218V4H217ZM221 8H219V10H222L223 8L222 7H224V6H220ZM91 8V7H90ZM108 7H106L105 9H107ZM115 8V9H116ZM119 8V7H118ZM125 8H126V6H125ZM137 8V7H136ZM175 8V7H174ZM183 8H185V7H183ZM195 8H197V7H195ZM199 8V7H198ZM197 8V9H198ZM205 8H207V7H205ZM214 8V7H213ZM253 8V7H252ZM128 9V8H127ZM135 9V8H134ZM190 10L192 9V8H189ZM188 9V11H190ZM24 10H25V8H24ZM121 10H122V8H121ZM120 10V11H121ZM142 10H144L143 8H142ZM173 10V11H172ZM178 10V9H177ZM186 10V9H185ZM195 10V9H194ZM200 10V9H199ZM199 10H196V11H199ZM212 10V9H211ZM216 10L218 11V8H216ZM245 10H247L246 12L247 13H245L244 14V12H245ZM33 11H31V12H33ZM86 11V10H85ZM141 11V12H140ZM179 11V10H178ZM178 11H177V13H178ZM182 11V10H181ZM207 11V10H206ZM223 11H225L224 9H223ZM90 12V13H89ZM107 12H109L108 11V9H107ZM124 12V11H123ZM135 12V11H134ZM180 12V11H179ZM190 12H192V11H190ZM263 12H264V9H263ZM262 12V13H263ZM111 13V12H110ZM118 13V12H117ZM145 13H147V14H145ZM181 13V12H180ZM193 13H196V12H193ZM199 13V12H198ZM207 13V12H206ZM210 12H209V10H208V14H209ZM211 13H212V11H211ZM211 13H210V15H211ZM36 14H33V15H36ZM112 14V13H111ZM130 14V13H129ZM128 14V15H129ZM179 14V13H178ZM197 14V13H196ZM200 14V13H199ZM205 14V13H204ZM203 14V15H204ZM204 15V16H209L210 17V15ZM247 14V15H246ZM264 14V13H263ZM41 15H39V17H41ZM87 15V14H86ZM120 15H122L121 13L119 14V16ZM145 15H147V16H145ZM171 15H173V16H171ZM202 15V14H201ZM212 17L211 18H213L214 17V14L212 13ZM260 15L262 16V14H261V12H260ZM41 17V18H46V17ZM169 16H170V18L171 19H173L174 17V21H171V22H174L173 23V28H172V26H170V24H168L167 26L166 25H164L163 23H166L165 21H169L170 22V18H169ZM179 16H180V14H179ZM182 16V15H181ZM185 16V15H184ZM187 16H185V17H187ZM192 16V15H191ZM199 16V20L198 19H196L195 17H198ZM260 16V17H261ZM37 18V16H34V18ZM38 17V19L40 20V18ZM108 19H107V18ZM118 17V16H117ZM120 17H123V16H120ZM120 17H118V20H116L117 22L121 19ZM120 18V19H119ZM127 18H128V16H127ZM169 18V19H168ZM178 18H180V22H179V19ZM51 19H48V21H49V23L52 21ZM84 21H83V20ZM124 19V18H123ZM126 19V18H125ZM178 19V20H177ZM205 19V18H204ZM208 19V18H207ZM259 19V18H258ZM262 19H264V17L262 18ZM35 20H37V19H35ZM46 20H47V18H46ZM46 20H45V22H46ZM51 20V21H50ZM115 20V19H114ZM129 20H130V17H129ZM214 20V19H213ZM32 21V22H31ZM43 21H44V19H43ZM111 21V20H110ZM125 21V20H124ZM211 21V20H210ZM215 21V20H214ZM222 21V22H223ZM253 21V22H252ZM258 22H259V20H257ZM42 22V21H41ZM122 22V21H121ZM151 22H149V23H151ZM152 22V23H153ZM198 22V23H197ZM212 22V21H211ZM247 22H250L251 24L249 25V27H248V25L247 26H244L245 24H249V23H247ZM260 22H262L261 20H260ZM263 22H264V20H263ZM62 23V24H63ZM119 23V22H118ZM161 23H162V25H161ZM256 23V22H255ZM45 24V23H44ZM53 24V23H52ZM56 24H57V22H56ZM223 24V23H222ZM261 24V23H260ZM264 24V23H263ZM262 24V26H263V28H264V25ZM49 25V24H48ZM51 25V24H50ZM54 25V24H53ZM52 25V26H53ZM61 25V24H60ZM147 25V24H146ZM148 25H150V24H148ZM181 25V24H180ZM185 26V28H184V26ZM231 25V24H230ZM256 25L258 26L259 24L258 23H256ZM63 26V25H62ZM142 26H144L143 28H146V29H142ZM152 26H154L153 24H152ZM159 26H158V28H159ZM166 26V27H165ZM186 26H188L187 28H186ZM191 26H193V27H191ZM195 26V27H196ZM225 26V25H224ZM232 26V25H231ZM230 26V27H231ZM262 26H261V28H262ZM45 26H43V28H44ZM49 27V26H48ZM48 27H46V29H48ZM203 27H205V24H204V26ZM202 24L200 25V27H196V30H199V29H201L202 30ZM245 27H246V29L248 30V32L246 33V31H244V30H246L245 29ZM254 27V26H253ZM256 27V26H255ZM151 28V27H150ZM155 28H157V27H155ZM199 28V29H198ZM42 29V28H41ZM40 29V30H41ZM58 29V28H57ZM125 29V32L127 31V33H125L124 31H122V30H124ZM153 29H154V27H153ZM178 29H179V27H178ZM195 29V28H194ZM209 28H206V29H204L202 32L205 34L206 32H208L209 33V30H208ZM226 29V28H225ZM229 29H226V30H229ZM255 29V30H254ZM253 29V33H254V31H256V29L257 28H254ZM258 29H259V26H258ZM65 30V31H64ZM156 30H158V29H156ZM201 30H199V31H201ZM262 30V29H261ZM56 31V32H57ZM123 33H122V32ZM130 31H136V33L138 32V34L140 33V32H142V33H140L141 35V37L140 36H138L139 38H135V37H137V36H135L136 35V33L135 32H133V33H135V37L133 36V35H130V34H128V32H130ZM148 31V30H147ZM146 31V32H147ZM176 31H178L177 29H176ZM236 31V32H235ZM51 32V31H50ZM121 32V36H122V34H124L123 36H122V38L121 37H119L120 36V33ZM151 32V31H150ZM164 32V33H165ZM197 32V31H196ZM196 32H195V34H196ZM257 32V31H256ZM256 32L254 33L255 35H256ZM259 32H261V31H259ZM263 32V31H262ZM159 33V32H158ZM161 33V32H160ZM167 33V32H166ZM168 33L167 34H165V35H167V37L166 38H168ZM202 33V34H203ZM228 33V34H227ZM252 32H251V34H249L248 35V39H250L249 37H253V34ZM264 33V32H263ZM55 34V33H54ZM56 34H55V36H56ZM137 34V35H138ZM150 34V33H149ZM162 34V33H161ZM161 34L160 35H155L157 38V40L159 39L158 38V36H161ZM169 34V35H170ZM174 34H175V30H174V33L172 34L173 36L171 37V38H173L174 37ZM203 34V35H204ZM207 34V33H206ZM211 34H212V32H211ZM217 34L219 35V36H217ZM253 34V35H252ZM257 34H258V32H257ZM259 34H262V33H259ZM48 35V34H47ZM119 35V36H118ZM148 35V34H147ZM151 35V34H150ZM163 36H161V39H162V37H164L165 35L164 34H162ZM190 35H191V37L194 39V43H193V40L190 38ZM202 35V36H203ZM208 36H209V34H207ZM206 35V36H207ZM228 35V36H229ZM254 35V36H255ZM58 35H57V38H58V41H60V37H59ZM61 36V37H62ZM152 36H154V35H152ZM171 36V35H170ZM177 36V35H176ZM212 36V35H211ZM215 36H217V37H215ZM223 36V35H222ZM237 36V37H238ZM257 36V35H256ZM48 37H49V35H48ZM47 37V38H48ZM52 37V36H51ZM143 37H145V38H143ZM150 37V36H149ZM201 37V36H200ZM234 38V36L232 37V38H234V39H239V41H237L236 42V40H234V41H232L233 39H231L230 40V42H228V45H229V43H230V45L231 46H233L234 45V43L235 44H237L238 42H240V46L239 47H241V44L244 42H246V41H240V37H238V38ZM247 37V36H246ZM41 38H43V37H41ZM118 38H121V39H118ZM151 38V37H150ZM202 38V37H201ZM210 38V36L208 37V39ZM212 38V39H213ZM263 38V37H262ZM67 39V40H66ZM151 39H153V38H151ZM154 39H155V37H154ZM155 39V40H156ZM160 39V40H161ZM169 40H171L170 38H168ZM181 39V38H180ZM224 38H222V41H223V43H225L226 44V42L223 40ZM242 39H245L244 37L242 38ZM248 39H246V40H248ZM256 39V38H255ZM257 39H261V38H259V37H257ZM264 39V38H263ZM39 40V41H38ZM164 40V39H163ZM162 40V41H163ZM189 40V41H188ZM190 40H192V41H190ZM228 40V41H227ZM251 40H253V39H251ZM251 40H250V43H251ZM54 41H55V43H54ZM152 42L154 41V40H151ZM151 41L149 42V45L148 46H150V44H153V43H151ZM165 41H168V40H165ZM174 41H176V39H174ZM174 41H172V44H173V42ZM256 41V40H255ZM44 42V43H43ZM138 42V41H137ZM146 42V43H147ZM154 42H156V41H154ZM159 42V41H158ZM164 42V41H163ZM163 42H160V43H163ZM186 42H187V44H186ZM189 42V43H188ZM234 42V43H233ZM242 42V43H241ZM248 42V41H247ZM259 42H260V40H259ZM62 44V45H60V44ZM146 43H143L144 45H146ZM193 43V44H192ZM222 43V44H223ZM257 43V42H256ZM255 43V45H257ZM260 43H262V42H260ZM180 44H181V42H180ZM190 44H192V46L190 45ZM203 45L202 47H201V45ZM225 44H223V45H225ZM252 44V43H251ZM259 44V43H258ZM157 45L158 44H156V47H157ZM228 45H226V48H225V46H224V48L223 49H226L227 51H228V49L227 48H230V47H227ZM238 45H239V43H238ZM131 47V46H133V48H132V51H130V50H128V47ZM153 46V45H152ZM174 46V47H173ZM243 46V45H242ZM245 46V45H244ZM244 46H243V48H244ZM249 46V45H248ZM247 46V47H248ZM154 47V46H153ZM175 47H176V49H175ZM195 47H193L192 49H195ZM236 47V46H235ZM246 47V46H245ZM246 47V48H247ZM257 47V46H256ZM152 48V47H151ZM160 47H158V49H159ZM162 48V47H161ZM242 48V47H241ZM249 48V47H248ZM254 48V47H253ZM153 49V48H152ZM154 49H155V47H154ZM179 49H181V50H179ZM260 49H262V48H259V50ZM149 50H151V49H149ZM155 50H157V48L155 49ZM154 50V52H156ZM162 50V49H161ZM160 50V51H161ZM173 50V49H172ZM229 50H233L232 52H236L235 50H234V46H233V49H229ZM244 50V49H243ZM192 51V50H191ZM195 51V50H194ZM226 51V52H227ZM245 51H246V49H245ZM244 51V52H245ZM251 51V50H250ZM162 52V51H161ZM253 52H254V49H253ZM256 52H258V51H256ZM152 53H153V51H152ZM170 53V54H171ZM194 53V52H193ZM200 53V54H199ZM231 53V52H230ZM237 53V52H236ZM247 53H248V51H247ZM250 53V52H249ZM158 54V53H157ZM160 54V53H159ZM167 54H169V53H167ZM173 54V53H172ZM172 54H171V57H172ZM233 54V53H232ZM245 54L246 53H244V56H245ZM251 54V53H250ZM255 54V53H254ZM258 54V53H257ZM153 55V54H152ZM166 55V54H165ZM188 55V54H187ZM195 55V54H194ZM197 55H195V56H197ZM226 55V54H225ZM227 55H228V52H227ZM231 55V54H230ZM260 55H261V53H260ZM154 56V55H153ZM157 57L159 56V55H156ZM155 56V57H156ZM163 56H164V53H163ZM167 56V55H166ZM166 56H164V57H166ZM189 56H191V55H189ZM248 56H249V54H248ZM253 56V55H252ZM264 56V55H263ZM171 57H170V59H171ZM166 58H169V57H166ZM176 58V59H175ZM191 58V57H190ZM216 58V60H218V61H216L215 62V60L214 61H212L213 59H215ZM220 58V59H219ZM236 58V57H235ZM244 58V57H243ZM257 58V57H256ZM264 58V57H263ZM153 59H154V57H153ZM157 59V58H156ZM173 59V58H172ZM172 59L170 60V61H172ZM245 59V58H244ZM151 60V59H150ZM158 60V59H157ZM163 60V59H162ZM169 60V59H168ZM193 60V61H192ZM196 60V61H195ZM221 60V61H220ZM230 60H234V59H230ZM235 60H237V59H235ZM153 61V60H152ZM156 61V60H155ZM165 61V63H166V61L167 60H163V62ZM250 61V60H249ZM248 61V57H247V63H250ZM256 61V60H255ZM259 61H260V59H259ZM157 62V61H156ZM184 62V63H183ZM222 62V63H221ZM236 63V64H238L239 65V63H237V61H233V63ZM241 62V61H240ZM243 62V61H242ZM246 62V61H245ZM153 63V65H152V67L150 66V64H152ZM159 63V62H158ZM174 63V62H173ZM191 63H192V65H191ZM216 63L217 64H219V65H223L225 68H227V70L228 69H230V71H231V73H232V71L234 72L233 74H228L229 72H227V70L225 69V70H223V69H221V66H220V69H215V65H216ZM234 63V64H235ZM260 63V62H259ZM170 64V63H169ZM172 65V64H171ZM170 65V66H171ZM185 65H187V66H185ZM193 67V68H188V67H191V66ZM237 65V66H238ZM241 65H242V63H241ZM245 65V64H244ZM264 65V64H263ZM87 66V67H86ZM156 66L158 67V64H156ZM169 66V65H168ZM195 66L197 67V69L195 68ZM236 66V67H237ZM240 66V65H239ZM238 66V67H239ZM251 66V65H250ZM8 67V68H9ZM75 67V68H74ZM86 67V68H85ZM155 67V66H154ZM177 67V68H176ZM237 67V68H238ZM245 68H242V66L240 67V71H241V68L244 70V69H246V65L244 66ZM252 67V66H251ZM259 67H261V66H259ZM81 68H85V69H82L81 70ZM160 67H158L157 69L159 70V71H162V72H164L165 74H170V73H168V71H163L162 70V68H164V67H162L161 66V69H159ZM169 68V67H168ZM171 68H169V69H171ZM175 68L177 69L176 70V72H175ZM184 69V71L185 72H183V70H180V69ZM187 68V69H186ZM196 69V71H195V69ZM216 68H219V67H216ZM235 68V67H234ZM10 69V70H11ZM153 69V68H152ZM179 69V70H178ZM190 69V70H189ZM194 71H193V70ZM249 69V68H248ZM1 70V69H0ZM3 70V69H2ZM1 70V71H2ZM9 70V69H8ZM7 70V71H8ZM49 70V71H48ZM51 70V71H50ZM156 70V69H155ZM157 70V71H158ZM239 70V69H238ZM12 71H13V69H12ZM12 71H11V73H12ZM17 71V70H16ZM22 71V70H21ZM48 71V72H47ZM187 71H189L188 72V74L186 73ZM190 71H193V75H191L190 74ZM236 71H237V69H236ZM252 71V70H251ZM3 72V71H2ZM9 72V71H8ZM8 72H6V73H8ZM14 73L13 74H15V71H13ZM19 72V71H18ZM167 72V73H166ZM195 72H196V75H195ZM239 72V71H238ZM238 72H237V74H236V76H239L238 75ZM10 72H9V74H8V76L11 74ZM164 73H162V74H164ZM176 73V74H177ZM186 73V74H185ZM240 74L242 73L243 75H244V73L246 74V72H239ZM260 73H262V72H260ZM12 74V75H13ZM16 74H18V73H16ZM62 74V73H61ZM152 74V75H151ZM160 74H161V72H160ZM165 74H164V76H165ZM241 74V75H242ZM264 74V73H263ZM19 75V77H22L20 74H18ZM58 75H59V77H58ZM156 75L158 76L159 75V73L157 74L156 73ZM156 75H154V76H156ZM240 75V76H241ZM257 75H258V77L259 78H263V76L261 77V75L260 74H258V72H257ZM257 75H256V77H257ZM260 75V76H259ZM16 76V75H15ZM14 76V77H15ZM62 76H64V74H62L61 75V77ZM80 76H83V78H79ZM163 76V75H162ZM169 76V78L168 79H170V77H171V75H168ZM175 76V75H174ZM178 76V75H177ZM239 76V77H240ZM245 76V75H244ZM159 77V76H158ZM179 77H180V75H179ZM9 78V77H8ZM17 78H18V76H17ZM63 78V77H62ZM65 77L63 78V79H66ZM79 78V79H78ZM175 78H177V77H173V79H175ZM20 79H22V78H20ZM77 79H78V81H77ZM172 79V77H171V79L170 80H173ZM245 80L247 79H250L249 77H245L244 78ZM243 79V81L241 80L240 81V79H239V84H240V82L243 84V85H245V84H247V83H245V80ZM258 79V78H257ZM15 80V79H14ZM19 80V79H18ZM33 80V79H32ZM220 80V79H219ZM230 80H232V79H230ZM246 80V81H247ZM252 80H253V82H254V80H256L255 79V77H254V79H253V77H252ZM260 80V79H259ZM259 80H257V82L259 81ZM10 81V80H9ZM16 82H17V79L15 80ZM14 81V82H15ZM21 81V80H20ZM19 81V82H20ZM22 81H25V80H22ZM167 81H169L170 83H168ZM186 81L188 82V83H186ZM250 81V80H249ZM249 81H247L248 82V84H249ZM30 82H31V80H30ZM64 82H65V80H63V81H61V83H63L64 84ZM167 82V83H166ZM175 82V80L173 81V83ZM215 82V81H214ZM220 82H222L221 80H220ZM257 82H256V84H257ZM260 82L262 83L263 82V80H260ZM11 83V82H10ZM10 83H9V85H10ZM33 83V82H32ZM35 83V82H34ZM59 83V82H58ZM58 83H54V84H58ZM219 83V82H218ZM236 82L234 81L233 83H232V85L231 86H233L234 84H235ZM259 83V82H258ZM18 84V83H17ZM21 84H23V83H21ZM31 84V83H30ZM30 84H27V85H29L30 86ZM41 84V85H42ZM60 84V83H59ZM217 84V83H216ZM221 83H219V85H220ZM227 84H229L230 85V83H227ZM251 84V88L249 87V85ZM250 84L248 85V88H250L251 90H253L252 89V86H253V84H252V82L250 81ZM255 84V82H254V85H256ZM6 85H8V84H6ZM26 84L24 83V86H25ZM33 85V84H32ZM36 85V84H35ZM177 84H175V86H176ZM183 85V84H182ZM185 85H184V87H185ZM194 85V84H193ZM241 85V84H240ZM243 85H241V86H243ZM3 86V85H2ZM34 86V85H33ZM37 86V85H36ZM35 86V87H36ZM174 85H172V87H173ZM174 86V87H175ZM225 86V85H224ZM227 86V85H226ZM240 86V87H241ZM247 86V85H246ZM257 86H261V85H257ZM10 87L12 88V90L11 91H13L14 89H13V87L14 86H11L10 85ZM19 87H20V84H19ZM23 87V86H22ZM26 87V86H25ZM39 87H41L42 88V86H39ZM43 87V88H44ZM171 87V88H172ZM183 87V88H184ZM201 87V88H200ZM220 87H222V89L221 90H224V92L226 91L227 92V90H229V89H227V88H223V85L221 84L220 85ZM244 87V86H243ZM264 87V86H263ZM10 88V89H11ZM167 88H169V86L167 87ZM177 87H175V89H176ZM180 87H178V89H179ZM194 88H193V90H194ZM233 88V87H232ZM259 88V87H258ZM257 88V90H259ZM261 89L260 90H262V92H264L263 91V89H262V87H260ZM5 89V88H4ZM9 89V90H10ZM17 89H20V88H17ZM40 88H38V90H39ZM170 89V88H169ZM169 89H167V90H169ZM185 89V88H184ZM184 89L183 90H181V89H179L180 91H184ZM236 89V88H235ZM241 89H242V87H241ZM244 89H246V87H244ZM16 90V89H15ZM24 90L25 89H21V91L22 92H24ZM27 90H29V87H28V89ZM30 90H32V88H31V86H30ZM172 90V89H171ZM174 90V89H173ZM190 90H192V88H190ZM243 90V89H242ZM251 90H249L250 92H251ZM19 91V90H18ZM18 91H16V92H18ZM35 91H36V89H35ZM34 91V92H35ZM177 91V90H176ZM175 90H174V93L173 94H175V92H176ZM179 91V92H180ZM195 91V90H194ZM232 91V90H231ZM234 91V90H233ZM237 91L239 92V91H241V90H239V89H237ZM237 91H235V92H237ZM15 92V91H14ZM30 92V91H29ZM38 92V91H37ZM36 92V93H37ZM39 92L41 93H43V92H46V91H41V90H39ZM170 92H172V91H170ZM185 92V91H184ZM195 92H197V91H195ZM221 92L222 91H220V94H221ZM225 92V93H226ZM229 92V91H228ZM241 92H244V91H241ZM249 92V93H250ZM261 92V93H262ZM4 93H5V91H4ZM28 93V92H27ZM177 93V92H176ZM188 91L186 92V94H183V95H181V96H179L178 97V95H177V97L175 98V99H177V100H175L174 99V101H173V99H171V101L173 102V105L172 106H170V107H166V108H163V110H162V113L160 114V110L159 109H157L158 111H159V114H160V116L162 117V118H160V117H158V118H160L159 119V121H157V122H154V123H151V122H149L150 120H148V122L149 123H147L148 125H141L140 124V122H139V120H138V117L136 118L137 119V121L138 122H136L135 121V123H136V125H135V127H136V129H138V131H139V129H140V127H138L137 128V125L139 124V125H141V129L143 130V132H142V130H140L142 133H144V131H145V133H148V134H146L145 135V137L146 136H150L149 138H151L150 140H152L153 141V143H150V144H152V145H149L148 146V144H147V147H146V149L149 147L150 148V150H151V148L153 149V151H154V149H155V147H156V150L158 151H162L163 149H167V148H173V150H171V152H175V153H179V155H181V157L183 158V162H181V163H184V159H187L186 161H185V163L186 162H189L188 160L189 159H191V158H195L194 160L195 161H193V162H196V160H198L199 162H197V164H196V166H198L199 164H202L201 166H202V168H201V172H200V177H201V179L199 180L200 182H198V180H196V177H195V180H196V182L198 183V187L200 186V187H202V188H209L211 191V193H214L215 195H217L216 193H218L219 195L221 194V198H219V199H221L220 201H221V203H223L222 204V206H224V203L225 202H227V201H232L231 200V198L232 197H230V196H228V194L229 195H231V196H233L232 195V193L234 194V193H236L235 195H239V193H241V192H238V189H237V192H235V190L234 191H232V190H230L229 189V187L230 188H232L231 186H232V184H231V178L232 177H234V176H236V178H238V176H240V173H239V175H238V173L237 172H235V173H237V174H235L234 172V174L235 175H233V173H232V170H234V168L232 169V166L231 167H229L230 165H231V162H230V160H231V156L233 157V155H234V153H235V151H236V146H237V150H238V148H241V147H245V145H244V143L242 142L241 143V139L243 138L244 139V137L245 138H247V135H249V136H251L250 135V133H252V132H249V130L245 127V126H240V125H237V122H235V127L233 128V131L235 130V132H234V135H233V138L231 139V136H230V131H229V137H230V139H229V141L231 142H229L230 143V145H229V143H228V141L226 142V135L225 134H227L228 133V131L227 132H224V130L228 127V126H225L226 124L224 123L225 121L224 120H226V116H228V115H226V114H222V115H224L225 116V119H223L224 118V116L222 117V119H223V123H224V125H222V123H219V122H217V123H215L216 122V120L217 119H215L216 118V116L215 117H213L212 119L213 120H215L214 121V123H212V122H210L211 121V119H209L208 117L207 118H204V121H205V119H208V121L206 120L205 122H209V123H212L214 126H216L217 127V135H215L214 137L215 138H213V139H216L217 141H215L214 142V145L212 146L211 145V149H209L210 148V144L208 145V143H210L209 141H213V140H209L208 141V143H207V140L205 141V143H204V141L201 139V138H199L198 136H199V134H197L196 136H195V134L193 135V129H194V125H195V121H196V119H198L197 118V116L199 115V113L200 114H203L202 112H204V110H205V115H206V112H207V116L210 114V113H213V115H217L219 112H221L220 110L219 111H217L216 110V112H218V113H214L213 111V108L210 110L209 109V107H207V110L209 109V111H206V109H204L203 107H204V102H205V99L208 97H206V98H203V99H201L200 98V96L199 97H197L196 95H195V93H194V96H192L190 93H188ZM202 93V92H201ZM200 93V94H201ZM203 93V94H204ZM224 93V94H225ZM232 93H234V92H232ZM257 93V92H256ZM255 93V91H254V93H252V94H256ZM16 94V93H15ZM17 94H19V93H17ZM21 94V93H20ZM25 94V93H24ZM29 94V93H28ZM30 94H32V93H30ZM29 94V95H30ZM39 94V93H38ZM38 94H36V95H38ZM50 94H47L46 93V95L49 97V95ZM153 94H155V95H153ZM168 95L167 93H164V95ZM180 94H182L181 92H180ZM197 94V93H196ZM203 94H201V95H203ZM216 95H218L217 93H215ZM215 94H212V96L213 95H215ZM223 93H222V96H220L221 98H223V95H224ZM227 94V93H226ZM237 94H240V93H237ZM264 94V93H263ZM33 95H34V93H33ZM35 95V96H36ZM43 95H45L44 93H43ZM43 95H41V96H43ZM51 95H50V97L49 98H47V99H56V98H52L51 97ZM148 95H151L150 96V99H149V97H148ZM153 95V96H152ZM171 95H172V93H171ZM250 95H251V93H250ZM250 95H248V97L250 96ZM260 95V91H259V94H257V96H259ZM14 96V95H13ZM16 96V95H15ZM34 96V100L33 101H35V99H37L38 97H39V95H38V97L36 98ZM163 96V95H162ZM173 97H174V95H172ZM176 96V95H175ZM228 96H229V94H228ZM228 96H226L225 97V95H224V97L225 98H227ZM254 96L255 95H253V96H251L250 98H251V100H253V102H254V100H256V98H257V96H256V98H254ZM8 97V96H7ZM25 97V96H24ZM28 97V96H27ZM30 97H32V96H30ZM148 97V98H147ZM151 97H153V98H151ZM159 97H157V98H155V99H158ZM167 96H165V99H167L166 98ZM169 97V96H168ZM172 97V98H173ZM181 97V99H179ZM215 97V96H214ZM248 97H247V99H248ZM254 99H253V98ZM263 97V96H262ZM1 98V97H0ZM4 98V97H3ZM10 98H12V97H10ZM20 98V97H19ZM41 98H43V97H41ZM40 98V99H41ZM147 98V99H146ZM161 98H163L164 99V96L163 97H160L159 99H161ZM213 98V97H212ZM241 98V97H240ZM259 98H261V97H259ZM5 99V98H4ZM30 99V98H29ZM39 99V100H40ZM154 99V100H155ZM164 99V100H165ZM169 99V98H168ZM211 99V98H210ZM227 99H229V98H227ZM233 100H234V98H232ZM244 98H242V100H243ZM247 99H246V101H247ZM263 99V98H262ZM19 100V99H18ZM21 100V99H20ZM26 100V99H25ZM25 100H22L23 102H25ZM31 100L32 99H30V102H31ZM38 100V99H37ZM36 100V101H37ZM38 100V101H39ZM150 100H151V102H150ZM160 101L161 103H163V104H165L166 103V101ZM180 100V101H179ZM232 100V103L234 102H236L237 101V99H236V101H233ZM257 100H259V99H257ZM11 101H13V100H11ZM41 102H42V100H40ZM50 101H52V100H50ZM53 101H55V100H53ZM144 101H146V102H144ZM170 101V100H169ZM171 101H170V103H171ZM179 102V104H177V102ZM209 101H211V100H209ZM209 101H208V103H209ZM225 101H226V99H225ZM225 101H224V103H223V105H227L226 103H225ZM228 101V100H227ZM239 101V100H238ZM241 101V100H240ZM239 101V102H240ZM249 101H250V99H249ZM248 101V102H249ZM262 101H264V100H262ZM42 102V103H43ZM112 102L113 103H115V104H113V105H111L112 104ZM159 102V103H160ZM176 102V103H175ZM212 102V101H211ZM239 102H236V104L237 103H239ZM252 102V103H253ZM12 103V102H11ZM34 103V102H33ZM134 103V102H133ZM138 103H140L139 105H138ZM141 103H144V105L143 104H141ZM146 103V104H145ZM148 103V104H149ZM157 103V102H156ZM155 103V104H156ZM169 103V104H170ZM220 103H221V101H220ZM231 102H230V104H232ZM251 103V102H250ZM250 103H248V104H250ZM260 103H262L261 101H260ZM10 104V103H9ZM25 104V103H24ZM24 104H22L21 103V105H23L22 107H26V104H27V102H26V104L24 105ZM36 104L37 103H35V106H36ZM39 104H40V102H39ZM149 104V105H150ZM158 104V103H157ZM169 104H166V105H168L169 106ZM174 104H177V105H179V106H174ZM255 104V103H254ZM253 104V105H254ZM34 105V104H33ZM32 105V106H33ZM127 105V104H126ZM171 105V104H170ZM219 105H222V104H219ZM233 105H235V104H233ZM247 105V104H246ZM8 106V105H7ZM12 106V105H11ZM15 106H18V105H16L15 104ZM28 106H29V103H28ZM34 106V107H35ZM130 107H131V105H129ZM128 106V107H129ZM163 106H165V105H163ZM215 106H216V104H215ZM231 106V105H230ZM238 106H239V104H238ZM242 106V105H241ZM256 106V105H255ZM258 106V105H257ZM21 107V106H20ZM213 107V106H212ZM225 107V106H224ZM228 107V106H227ZM248 107V106H247ZM251 107V106H250ZM16 108V107H15ZM132 108V107H131ZM130 108V109H131ZM151 108V107H150ZM206 108V107H205ZM219 108V107H218ZM217 108V109H218ZM232 108V107H231ZM239 108V107H238ZM238 108H236L235 107V109H238ZM258 108V107H257ZM262 108V107H261ZM17 109V108H16ZM18 109H19V111H20V108L18 107ZM17 109V110H18ZM29 109V108H28ZM27 109V110H28ZM173 109V110H172ZM214 109H215V107H214ZM220 109V108H219ZM228 109V108H227ZM234 109V108H233ZM234 109V110H235ZM239 109H241V107L239 108ZM247 109V108H246ZM249 109V108H248ZM248 109H247V111H248ZM253 109H256V108H253ZM259 109V108H258ZM12 110V109H11ZM22 110V109H21ZM26 110V109H25ZM24 110V111H25ZM26 110V111H27ZM31 110V109H30ZM38 110V109H37ZM133 110V109H132ZM148 110H150V109H148ZM151 110H153V109H151ZM213 110V111H212ZM224 110V109H223ZM230 110V109H229ZM228 110V111H229ZM232 110V109H231ZM23 111V110H22ZM135 111V110H134ZM142 111L140 112V114H142ZM156 111V110H155ZM154 111V113L152 114V115H156V112ZM157 111V112H158ZM226 111L227 110H224L223 112H225L226 113ZM236 111V110H235ZM237 111H239V110H237ZM250 111H252V108H251V110ZM13 112V111H12ZM39 113H40V111H38ZM128 112V111H127ZM170 112V113H169ZM232 112V111H231ZM231 112H227V114H230ZM241 112H242V110H241ZM253 112H254V110H253ZM255 112H258V111H255ZM254 112V113H255ZM31 113V112H30ZM42 113V112H41ZM132 113V112H131ZM136 113V112H135ZM209 113V114H208ZM222 113V112H221ZM239 113V112H238ZM252 113V112H251ZM250 113V114H251ZM8 114V113H7ZM34 114V113H33ZM147 114V113H146ZM146 114L144 115L145 116V118H147L146 117ZM158 114V113H157ZM164 114V115H163ZM167 114V115H166ZM169 114H174V115H169ZM234 114V113H233ZM232 114V115H233ZM235 114H236V112H235ZM241 114V113H240ZM249 114V113H248ZM247 114V115H248ZM256 114V113H255ZM6 115V114H5ZM17 115V114H16ZM20 115V114H19ZM28 115V114H27ZM35 115V114H34ZM39 115V114H38ZM38 115L36 116V117H38ZM84 115H86L85 117H84ZM132 115H134V113L132 114ZM137 115V114H136ZM136 115H134V116H136ZM147 115H149V114H147ZM151 115V116H152ZM205 115H204V117H205ZM257 115H259V114H257ZM262 115V114H261ZM4 116V115H3ZM29 116V115H28ZM137 116H140V115H137ZM144 116H143V118H144ZM171 116V117H170ZM211 116V115H210ZM209 116V117H210ZM241 116V115H240ZM243 116V115H242ZM16 117V116H15ZM19 117H21V116H19ZM149 117V116H148ZM199 118L201 117L200 115L198 116ZM239 117V116H238ZM237 117V118H238ZM130 118H132V116L131 117H129V119ZM134 118V117H133ZM156 118V117H155ZM155 118L153 117L152 119L153 120H155ZM230 118H231V116H230ZM234 118V117H233ZM236 118V117H235ZM240 118V117H239ZM243 118H246L247 119V116H245V117H243ZM249 118V117H248ZM262 118H263V116H262ZM16 119V118H15ZM19 119V118H18ZM17 119V120H18ZM22 119V118H21ZM20 119V120H21ZM38 119H36L37 121H38ZM85 119V120H84ZM135 119V118H134ZM133 119V120H134ZM150 119V118H149ZM256 120L258 119V118H255ZM264 119V118H263ZM19 120V121H20ZM96 120V119H95ZM98 120V119H97ZM96 120V121H97ZM108 120V121H107ZM131 120V119H130ZM140 120H143L142 119V115H141V118H140ZM210 120V121H209ZM227 120H228V117H227ZM235 120V119H234ZM240 120H242V119H240ZM248 120V119H247ZM254 120V119H253ZM9 121V120H8ZM144 121V120H143ZM156 121V120H155ZM198 121V120H197ZM200 121V120H199ZM203 121V120H202ZM236 121H238V120H236ZM243 121H245V120H243ZM243 121H241V122H243ZM258 121V120H257ZM256 121V123H257V127L259 126V124H258V122ZM262 121V120H261ZM260 121V124L262 123ZM1 122V121H0ZM7 122V121H6ZM10 122V121H9ZM18 122V121H17ZM97 122H100V120L99 121H97ZM125 122H126V126H125ZM142 122V121H141ZM146 122V121H145ZM144 122V124H146ZM229 122V121H228ZM227 122V123H228ZM240 122V121H239ZM246 122V121H245ZM252 122H254V121H252ZM251 122V123H252ZM16 123V122H15ZM37 123V122H36ZM95 123V122H94ZM198 123V122H197ZM244 123V122H243ZM249 123V122H248ZM250 123V125L251 126H254L255 125V122H254V125H252ZM1 124V123H0ZM38 124V123H37ZM93 124V123H92ZM100 125H102V122L101 123H99ZM104 125L103 126H105V123H103ZM130 124V123H129ZM240 124V123H239ZM242 124V123H241ZM245 124V123H244ZM263 124V123H262ZM16 125V124H15ZM15 125H13V126H15ZM17 125H18V123H17ZM40 124H38V125H30L31 127L32 126H37V127H40L39 126ZM91 125V124H90ZM106 125V126H107ZM227 125H229V124H227ZM246 125V124H245ZM19 126V125H18ZM23 126V125H22ZM28 126V125H27ZM83 126V125H82ZM92 126V125H91ZM105 126V127H106ZM109 126V127H110ZM114 126V127H113ZM131 126V125H130ZM144 126V127H143ZM237 126H239L238 128H237ZM249 126V125H248ZM247 126V127H248ZM256 126H254V127H256ZM0 127H2V125L0 126ZM10 128H13V130H15L14 129V127H11V126H9ZM104 127V128H105ZM109 127H107V128H109ZM132 127V126H131ZM143 127V128H142ZM213 127V126H212ZM257 127L255 128V129H257ZM28 128V127H27ZM33 129H34V127H32ZM83 128V127H82ZM82 128H78V131H80V129H82ZM93 128V127H92ZM102 128V127H101ZM104 128L102 129L103 131H104ZM106 128V129H107ZM125 128V129H124ZM130 127L128 126V129H129ZM249 129H250V126L248 127ZM35 129H36V127H35ZM37 129H39V128H37ZM42 129V128H41ZM83 129H85V128H83ZM88 129V128H87ZM96 129V128H95ZM255 129H253V131H255ZM11 129H9V132H11L10 131ZM12 130V131H13ZM22 130V129H21ZM27 130V129H26ZM46 130V129H45ZM89 130H91V128L89 129ZM126 130V131H125ZM132 130V129H131ZM197 131V133H199V129H196ZM202 130H204V129H202ZM202 130H201V132H202ZM251 130H252V128H251ZM257 130H260V129H257ZM263 130V128L260 130V131H262ZM30 131H32V129L30 130ZM37 131V130H36ZM35 131V132H36ZM39 131H41V130H39ZM39 131H37V132H39ZM46 131H48V130H46ZM195 131V130H194ZM208 132V134L207 133H205L206 132V128H205V132H202L203 133V135H208L209 137H208V139L210 138V136H211V134L209 135V130H207ZM245 131L246 132H249L248 134L246 133V136L244 135V137H242V134H244L245 133ZM260 131H258L259 133H260ZM13 132H16V130L15 131H13ZM12 132V134L14 135V133ZM27 132V131H26ZM25 132V133H26ZM28 132H29V130H28ZM34 132V131H33ZM36 132V133H37ZM80 132V133H81ZM163 132V133H162ZM200 132V137H202L203 135H202V133ZM243 132V133H242ZM263 132V131H262ZM30 133V132H29ZM87 133H90V131H88ZM105 133V132H104ZM128 135H130L131 133H130V130H128ZM126 133V134H127ZM130 133V134H129ZM137 133V132H136ZM136 133H134V134H136ZM161 133L163 134V135H161ZM222 133V134H221ZM259 133H256L257 135H254L255 137H257L258 135H259ZM6 134V133H5ZM17 134V133H16ZM23 134V133H22ZM34 134V133H33ZM33 134L31 135L32 136V138H33ZM40 134V133H39ZM109 134V135H108ZM133 134V135H134ZM255 134V133H254ZM262 133H260V135H261ZM30 135V134H29ZM42 135V134H41ZM46 135V134H45ZM91 134H89V136H90ZM108 135V136H107ZM127 135V137H129ZM133 135H132V137H131V140H132V138H133ZM137 135H139L138 133H137ZM213 135H214V133H213ZM263 135H264V132H263ZM5 136H8V135H5ZM26 136V135H25ZM28 136V135H27ZM34 136H36V135H34ZM131 136V135H130ZM248 136V137H249ZM18 136H17V138H19ZM135 137V136H134ZM137 137V136H136ZM213 137V136H212ZM260 137V136H259ZM262 137H264V136H261V138ZM7 138V137H6ZM16 138V139H17ZM31 138V139H32ZM36 138V137H35ZM78 138H79V136H78ZM148 138V137H147ZM202 138H204V137H202ZM261 138H257L258 140L259 139H261ZM81 139H78L79 140V142L81 141ZM83 139H85V140H87V142H84V140ZM127 139V141H129L128 140V138H126ZM139 139V138H138ZM137 139V140H138ZM202 140V142H197V141H199V140ZM249 139V141L247 140V142L244 140V142L247 144V146H248V149H250L249 148V146H251L250 144H253V142H254V144H256V142L258 143V141H257V139L255 138V140L256 141H253V142H251L252 140H253V138L250 140V137L248 138ZM6 140V139H5ZM36 140V139H35ZM34 140V141H35ZM130 140V141H131ZM134 140H135V138H134ZM146 140H148V139H146ZM200 140V141H201ZM47 141V142H46ZM136 141V140H135ZM139 141L140 140H138V143H139ZM243 141V140H242ZM137 142V141H136ZM150 142V141H149ZM248 142H249V144H248ZM251 142V143H250ZM85 143V145H83ZM92 143V142H91ZM96 143V142H95ZM131 143V142H130ZM134 141H133V145H134ZM142 143V142H141ZM146 143H147V141H146ZM193 143V144H192ZM203 143V144H202ZM207 143V144H206ZM213 143V142H212ZM228 143V144H227ZM242 144V145H240V147H239V144ZM4 144H6V143H4ZM52 144V145H51ZM94 144V143H93ZM144 144V143H143ZM194 144H196V146L197 147H195V145ZM198 144V145H197ZM199 144H202V145H199ZM37 145V144H36ZM49 145H51L52 147L51 148H53L51 151H49L51 148L49 147ZM136 145H138V144H136ZM140 145V144H139ZM138 145V146H139ZM142 145V144H141ZM145 145V144H144ZM189 145H191V146H189ZM233 145V146H232ZM19 146H20V144H19ZM88 146V145H87ZM96 146V145H95ZM128 146H129V144H128ZM153 146V147H152ZM257 146V145H256ZM260 146V145H259ZM32 147L33 148H35V149H37V150H34V149H32ZM104 147H103V149H104ZM140 147V146H139ZM141 147H144L143 145L141 146ZM234 147V148H233ZM20 148V147H19ZM48 148V149H47ZM50 148V149H49ZM81 148V147H80ZM125 148H127L126 146H125ZM130 148V147H129ZM129 148H127V150L126 151H128V150H131V149H133V148H131V149H129ZM148 148V149H149ZM47 149V150H46ZM87 149V148H86ZM89 149H91V148H89ZM139 149V148H138ZM212 149H213V151H212ZM252 149V148H251ZM250 149V150H251ZM256 149V148H255ZM34 150V151H33ZM54 150V151H53ZM80 150V149H79ZM88 150V149H87ZM93 150H95L96 151V149H95V147L93 148ZM134 150H137L136 148L134 149ZM144 150V149H143ZM174 150H177V152L176 151H174ZM242 150H244V149H239V151H242ZM246 150V149H245ZM6 151V150H5ZM47 151H49V152H51V154H52V156L51 155H48V152ZM78 150H76V152H77ZM86 151V150H85ZM91 151H92V149H91ZM101 151H102V149H101ZM140 151V150H139ZM139 151H137V152H139ZM153 151H152V153L151 152H148L149 154L151 153V157L154 155L153 154ZM212 151V152H211ZM252 151V150H251ZM262 151V150H261ZM81 152H83V151H81ZM93 152V151H92ZM102 152H104V150L102 151ZM132 152V151H131ZM141 152H142V150H141ZM170 152V151H169ZM245 152V151H244ZM250 151H248V153H249ZM6 153V152H5ZM14 153V152H13ZM16 153V152H15ZM87 153V152H86ZM94 153V152H93ZM129 153H130V151H129ZM136 153V152H135ZM140 153V152H139ZM138 153V154H139ZM146 153V152H145ZM162 153H163V151H162ZM181 153V154H180ZM245 153H247V152H245ZM251 153V152H250ZM249 153V154H250ZM22 154H23V152H22ZM82 154V153H81ZM84 155L83 156H86V154L85 153H83ZM96 154V153H95ZM105 154V153H104ZM104 154H102L101 153V155H104ZM131 154V153H130ZM130 154H128V155H130ZM134 154V153H133ZM137 154V155H138ZM142 155L144 154V153H141ZM153 154V155H152ZM252 154H254V153H252ZM260 154V153H259ZM259 154H257V155H259ZM15 155V154H14ZM89 155V154H88ZM98 155V154H97ZM124 155V154H123ZM135 155V154H134ZM136 155V156H137ZM148 155V154H147ZM147 155H145L146 156V158H151L150 156H148L147 157ZM164 155V154H163ZM251 155V154H250ZM261 155V154H260ZM2 156V155H1ZM53 158L51 161H50V159H51V157ZM54 156V157H55ZM71 156V155H70ZM73 156H75L74 154H73ZM80 156H82V155H80ZM96 156V155H95ZM95 156H94V158H95ZM156 156H157V154H156ZM198 156V157H197ZM202 158H201V157ZM238 156V155H237ZM242 156V155H241ZM241 156H238L237 157V159L239 158V157H241ZM246 156H247V154H246ZM263 156V155H262ZM16 158H18V155L16 154V156H15ZM68 157V158H67ZM98 157V156H97ZM123 157V156H122ZM142 157H144V155L142 156ZM170 157V155L166 158V159H170L169 158ZM205 159H204V158ZM251 157V156H250ZM258 157V156H257ZM1 158V157H0ZM15 158V159H16ZM74 158V157H73ZM79 158H81V157H79ZM83 158V157H82ZM93 158V157H92ZM104 158V157H103ZM103 158H101V160H103L104 161V159ZM118 158V157H117ZM116 158V159H117ZM145 158V159H146ZM172 158H174V157H172ZM253 158V157H252ZM259 158H260V156H259ZM36 159H39L40 161H39V163H38V161L36 162V163H38L39 164V166L41 165V168L39 169H37V167L36 166H38V164L35 166L34 165V161L36 160ZM78 159V158H77ZM77 159H76V161H77ZM85 159V158H84ZM84 159H83V161H84ZM96 159V158H95ZM121 159V158H120ZM126 159V158H125ZM124 159V160H125ZM180 159V158H179ZM234 159H235V155H234ZM246 159V158H245ZM258 159V158H257ZM261 159V158H260ZM264 159V158H263ZM1 160V159H0ZM3 160V159H2ZM21 160H23L22 161V163H21ZM75 160V159H74ZM139 160V159H138ZM142 160H143V158H142ZM142 160H140L141 162H142ZM150 160H152L153 161V158H151ZM173 160H176V158L175 159H173ZM250 160H251V158H250ZM254 159H252L251 160V162L253 161ZM16 161V160H15ZM65 161H66V163H65ZM69 161H71V160H69ZM80 161H82V160H80ZM107 161V160H106ZM105 161V162H106ZM114 161V160H113ZM128 161H130V160H128ZM135 160L133 159V162H134ZM136 161H137V158H136ZM180 161V160H179ZM191 161H192V159H191ZM236 161V163H238L239 161H240V159H239V161L237 162V160H235ZM260 161V160H259ZM264 161V160H263ZM59 162H61L60 164H59ZM74 162V161H73ZM86 162V161H85ZM98 162H100V161H98ZM104 162V163H105ZM116 162H118V160L116 161ZM120 162V161H119ZM125 163H127L128 164V162H126V160L124 161ZM132 162V159H131V162L129 163L130 164V168H131V165L132 164H134ZM139 162V161H138ZM137 162V163H138ZM151 162V161H150ZM167 162H169V161H167ZM171 162V161H170ZM170 162L169 163H163V162H159V161H157L156 159H155V162H153L152 163V171H153V173L155 174V175H153V176H155V179L153 180V185H152V187H151V189H148L149 191H151V192H153V194H151V195H153V196H151V198H152V201L150 202V201H147L146 199V201L144 202H142L141 201V203L139 204L138 203V206H136V205H133L132 204V202L131 201H129V202H131V205L130 204H126V202L124 203V204H115V201H114V205L112 206L111 204H108L109 206L111 205V207H113V213L115 214L114 215V217H111L108 221L106 220L105 221V226H104V228H106L107 229V231L109 232V230H111L112 228H116V227H118V228H120V229H122V230H125V232L126 231H130L131 232V234H133V233H135V230H136V228H140V227H142L143 225H146V221L148 222V220H149V217L151 218V216H153L152 214H150L151 213V211L155 208V209H159L161 206H160V204L159 203H161V202H159L158 200V195L159 196H162V195H164V196H168V195H170L169 197H171V196H173L172 194H176L175 196H173V199L175 200V202L177 201V199H175L176 198V196H177V198H178V195H177V193L179 194V192H182V191H184L185 193H187V194H190L193 190H195V189H197V188H195V187H197V184H195L196 182H190V183H186L185 181L186 180H188V179H190V178H188V179H186L187 178V176H188V172H183L182 171V169H180V171H182V172H178L177 171V173H176V165H175V163H174V165H175V167H174V165H173V167H172V165H171V168H173V170H174V172L172 171H170L169 172V167L167 166V164H170ZM249 162V161H248ZM247 162V167H248V163ZM254 162V161H253ZM252 162V163H253ZM52 163V162H51ZM74 163H77V162H74ZM81 164H82V162H80ZM100 163H102V161L100 162ZM108 163V162H107ZM108 163V164H109ZM114 163V162H113ZM123 163V162H122ZM132 163V164H131ZM136 163V164H137ZM180 163V164H181ZM235 163V162H234ZM239 163H241V162H239ZM257 163V162H256ZM256 163H255V165H256ZM70 164H72L71 162H70ZM80 164V165H81ZM110 164H112V162L110 163ZM109 164V165H110ZM124 164V163H123ZM126 164V165H127ZM129 164H128V166H129ZM136 164H134V165H136ZM143 164L145 165V164H148V162H146V163H144L143 162ZM179 164V165H180ZM191 166H193V168H194V165L195 164H193V163H189ZM193 164V165H192ZM206 164V165H205ZM242 164V163H241ZM254 164V163H253ZM0 165H1V163H0ZM63 165V164H62ZM64 165L62 166V167H64ZM74 165V164H73ZM77 166H79L78 167V169L80 168V165H78V163L76 164ZM83 165H84V163H83ZM82 165V166H83ZM102 165H103V163H102ZM109 165H107L108 166V168H110L109 167ZM134 165H132V168L134 167ZM150 165V164H149ZM179 165L177 166L178 168H179ZM188 165V164H187ZM205 165V166H204ZM59 166V167H60ZM75 166V165H74ZM74 166H72V167H74ZM101 166V165H100ZM104 166V165H103ZM103 166H101L102 168H103ZM107 166H105V167H107ZM111 166V165H110ZM112 166H113V164H112ZM147 166V165H146ZM151 166V165H150ZM185 166V165H184ZM234 166H236V165H234ZM239 166H241L240 164H239ZM34 167L36 168V172H35V170H33L34 169ZM62 167H60L59 169H63V170H65V168H62ZM71 167V168H72ZM84 167V166H83ZM117 167V166H116ZM136 167V166H135ZM148 167V166H147ZM181 167V166H180ZM244 167H246V164H245V166ZM246 167V168H247ZM250 167H251V165H250ZM20 168H22V166L20 167ZM50 168H51V166H50ZM82 168V167H81ZM127 168V167H126ZM132 168H131V170H132ZM137 168V167H136ZM139 168H141V167H139L138 166V169ZM151 168V167H150ZM177 168V169H178ZM182 168V167H181ZM186 168V167H185ZM187 168H190L189 166L187 167ZM198 169H199V167H197ZM196 168V169H197ZM236 168V167H235ZM242 168V167H241ZM240 168V169H241ZM44 169V170H45ZM48 169V168H47ZM46 169V171H47V173H49L51 170L49 169V170H47ZM56 169V168H55ZM54 169V170H55ZM106 169V168H105ZM104 169V170H105ZM116 169H119V167L118 168H116ZM123 169H124V167H123ZM142 169V168H141ZM191 169V170H190ZM189 170L192 172V171H194V169L192 170V168H190ZM195 169V173H196V171L198 172V170H196ZM237 169V171L239 170L238 168H236ZM245 169V168H244ZM242 170V171H245V170ZM248 169H251V168H248ZM247 169V170H248ZM260 169V168H259ZM1 170H3L2 168H1ZM22 170V169H21ZM43 170V171H44ZM62 170V171H63ZM74 170H76V167L74 168ZM73 170V171H74ZM101 170H103V169H101ZM100 170V171H101ZM103 170V171H104ZM114 170V169H113ZM122 170V168H120V171ZM126 170V169H125ZM128 170H130L129 169V167H128ZM130 170V171H131ZM133 170H135L136 171V169H134L133 168ZM140 170V169H139ZM145 170H147L146 169V167H145ZM148 170H149V168H148ZM188 170V169H187ZM256 170V169H255ZM23 171V170H22ZM46 171H44V172H46ZM56 171V170H55ZM60 171V170H59ZM67 171V170H66ZM79 171H81L80 169H79ZM116 171V170H115ZM115 171H114V173H115ZM127 171V170H126ZM200 171V170H199ZM260 171H262L261 169H260ZM42 172V171H41ZM52 172V171H51ZM54 172V171H53ZM52 172V173H53ZM108 172V171H107ZM106 172V173H107ZM110 172H113V171H110ZM109 172V173H110ZM137 172V171H136ZM148 172V171H147ZM146 172V173H147ZM150 172V171H149ZM169 172V173H168ZM239 172H240V170H239ZM259 172V171H258ZM257 172V173H258ZM1 173V172H0ZM24 173V172H23ZM37 173H39V172H37ZM56 173V172H55ZM133 173H135L134 171H133ZM133 173H132V176H133ZM192 173H194V172H192ZM252 173V172H251ZM254 173V172H253ZM262 173H264V172H262ZM51 174V173H50ZM62 174V173H61ZM63 174H64V171H63ZM97 174H100V173H97ZM108 174V173H107ZM112 174V173H111ZM126 174H127V172H126ZM243 174H245L244 172H243ZM25 175H27V174H25ZM38 176H39V174H37ZM36 175V176H37ZM46 175V176H45ZM45 175H43V176H45L47 179H48V175L47 174H45ZM104 175V176H103ZM102 176L103 177H105L106 175L105 174H103ZM121 175V174H120ZM123 175V174H122ZM129 175H130V177H132L131 176V173L129 174L128 173V177H129ZM135 176L136 175H138L137 173L136 174H134ZM144 174H142V176H143ZM180 175V177H178ZM195 175V174H194ZM193 175V176H194ZM233 175V176H232ZM247 175V174H246ZM246 175H243V176H246ZM249 175V174H248ZM255 175V174H254ZM260 175V174H259ZM1 176V175H0ZM61 176V175H60ZM101 176V175H100ZM99 176V177H100ZM101 176V177H102ZM114 176H116V174L114 175ZM139 176V175H138ZM168 176H170V177H168ZM242 176V175H241ZM240 176V177H241ZM260 176H262V175H260ZM100 177V178H101ZM107 177V176H106ZM104 178V180H102L103 182L105 181V179H107V178ZM111 179L113 178V176L111 177V176H109ZM120 177H122V176H120ZM137 177V176H136ZM136 177H134V178H136ZM144 177V176H143ZM199 177V176H198ZM197 177V178H198ZM251 177H253V175L251 176ZM256 177V176H255ZM263 177V176H262ZM38 178V177H37ZM45 178V179H46ZM55 178V177H54ZM57 178V177H56ZM84 178V177H83ZM100 178H98V179H100ZM123 178H124V175H123ZM127 177H125V179H126ZM138 178V177H137ZM140 178V177H139ZM142 178V177H141ZM146 178H147V176H146ZM154 177H152L151 179H153ZM193 178V177H192ZM242 178V177H241ZM248 178V177H247ZM249 178H250V175H249ZM260 177H258V180L260 181V179H259ZM51 179V178H50ZM62 179V177L60 178V180ZM113 179H115V178H113ZM117 179V178H116ZM124 179V180H125ZM143 179V178H142ZM244 179H245V177H244ZM59 180V181H60ZM83 180V179H82ZM100 180V181H101ZM109 180V179H108ZM121 180V179H120ZM124 180L123 181H121V182H118V180L115 182V184L116 183H121L120 185H123L122 184V182H124ZM129 181L131 180L132 182L130 183V184H132L133 183V177L131 178V179H128ZM136 180V179H135ZM134 180V182H136ZM194 180V179H193ZM253 180V179H252ZM101 181V182H102ZM112 181H114V180H112ZM109 182V183H112L113 184V182ZM152 181V180H151ZM150 181V182H151ZM239 181V180H238ZM238 181H237V183H238ZM249 181V180H248ZM1 182V181H0ZM82 182V181H81ZM97 182H99V181H96V183ZM102 182V183H103ZM138 182H142V181H138ZM138 182L136 183V184H138ZM181 182L182 183H184L185 182V186L183 187V188H181L180 186H179V184H181ZM247 182V181H246ZM255 182H256V180H255ZM105 183V182H104ZM127 183V182H126ZM145 183V182H144ZM117 184V185H118ZM128 184H129V182H128ZM264 184V183H263ZM98 185H101L100 183L98 184ZM135 185V184H134ZM139 185V184H138ZM184 185V184H183ZM231 185V186H230ZM97 186V185H96ZM103 186V185H102ZM106 186H108V184L106 183ZM119 186V185H118ZM118 186H116L117 188H118V190H121V192L119 193V194H122V192H123V190H122V187L124 186H122V187H118ZM141 185H139V187H140ZM164 187V188H162V189H165V191L164 190H162V189H159L160 187ZM234 186V185H233ZM239 186V185H238ZM241 186V185H240ZM239 186V187H240ZM243 186V185H242ZM2 187V186H1ZM76 187H78L79 188V186H75L74 188H76ZM104 187V186H103ZM113 187V186H112ZM111 187V188H112ZM126 187V186H125ZM132 187H133V185H132ZM135 187H137L136 185H135ZM141 187H143V186H141ZM159 187V188H158ZM235 187V186H234ZM258 187V186H257ZM263 186H261V188H262ZM37 188V187H36ZM117 188H115V189H117ZM119 188H121V189H119ZM195 188V189H194ZM235 188H237V187H235ZM234 188V189H235ZM252 188V187H251ZM260 188V187H259ZM260 188V189H261ZM4 189V188H3ZM80 189V188H79ZM98 189V188H97ZM109 189V188H108ZM115 189H114V191H115ZM159 189V190H158ZM243 189V188H242ZM241 189V190H242ZM255 189L256 188H254V191H255ZM258 189V188H257ZM264 189V188H263ZM39 190V189H38ZM96 190V189H95ZM101 190H103V188L101 189ZM105 190H107L106 188H105ZM147 190V189H146ZM147 190V191H148ZM162 190V191H161ZM240 190V191H241ZM259 190V189H258ZM1 191V190H0ZM4 191V190H3ZM3 191H1V192H3ZM36 191V190H35ZM76 191V190H75ZM117 191V190H116ZM126 191V190H125ZM161 191V192H160ZM243 191V190H242ZM264 191V190H263ZM41 192H43V191H41ZM98 193H100V192H103V191H97ZM105 192H107L108 193V190L107 191H104V193ZM119 192V191H118ZM118 192H116V193H118ZM142 192H145V186H144V191H142ZM151 192H149V193H151ZM199 192V191H198ZM205 192H207L206 193V195H209L208 197L209 198H212V201H213V203H215L214 202V194L213 195H211V196H213V197H211L210 196V194H209V191H205ZM256 193L258 192V195H259V191H255ZM4 193V192H3ZM75 193V192H74ZM97 193V196H99V194ZM137 193H138V191H137ZM147 193V192H146ZM193 193V192H192ZM196 193V192H195ZM194 193V194H195ZM245 192H243V194H244ZM255 193V194H256ZM33 194V193H32ZM39 195L41 194L40 192L38 193ZM111 194V193H110ZM109 194V195H110ZM135 194V193H134ZM201 194V193H200ZM199 194V195H200ZM242 194V193H241ZM240 194V195H241ZM262 194H264V193H262ZM5 194H3V196H4ZM74 195V194H73ZM77 194H75V196H76ZM104 195V194H103ZM137 195V194H136ZM150 195V194H149ZM219 195L218 196H215V198L217 197H219ZM228 197H227V196ZM245 195H247V194H245ZM258 195H255V197L257 196L258 197ZM1 196V195H0ZM79 196V195H78ZM105 196H106V194H105ZM126 196H129V197H132V196H134V195H126ZM183 196V195H182ZM202 196V195H201ZM204 197H205V195H203ZM261 196V198H262V196L263 195H260ZM38 197V196H37ZM122 197H124V196H122ZM121 197V198H122ZM135 197H137V196H135ZM134 197V198H135ZM203 197V198H204ZM227 198L228 200H225V198ZM230 197V198H229ZM234 197V196H233ZM253 197H254V195H253ZM264 197V196H263ZM97 198V197H96ZM167 198V197H166ZM172 198V197H171ZM180 198H181V196H180ZM206 198H207V196H206ZM209 198H207L208 200H209ZM237 198H238V201H240L239 200V196H237ZM241 198H243V195H242V197ZM240 198V199H241ZM260 198V197H259ZM259 198H257L258 200H259ZM260 198V201L262 200L263 201V199H261ZM35 199V198H34ZM137 199H138V197H137ZM136 199V200H137ZM168 199V198H167ZM201 199H202V197H201ZM236 198H234V201L233 202H235L236 203V200H235ZM244 199V198H243ZM246 199V198H245ZM256 199V198H255ZM95 200V199H94ZM141 200V199H140ZM144 200V199H143ZM150 200V199H149ZM180 200V199H179ZM182 200V199H181ZM225 200V201H224ZM252 200H254V199H252ZM138 201H139V199H138ZM137 201V202H138ZM161 201V200H160ZM183 201H185V200H183ZM186 201H188V200H186ZM197 201V200H196ZM211 201V200H210ZM216 201V200H215ZM243 201V200H242ZM256 201V200H255ZM261 201V202H262ZM157 204H156V203ZM164 202H166V201H164ZM178 202V201H177ZM181 202V204H182V201H180ZM193 202V201H192ZM195 202V201H194ZM199 202V201H198ZM218 202L219 201H217V204H218ZM241 202V201H240ZM240 202H238V203H240ZM245 202H248L247 200L245 201ZM253 202V201H252ZM259 202V201H258ZM1 203V202H0ZM83 203H84V201H83ZM82 203V204H83ZM98 203V202H97ZM112 203V202H111ZM120 203V202H119ZM135 203H136V201H135ZM144 203H146V204H144ZM171 203V202H170ZM173 203V202H172ZM190 203V202H189ZM196 203V202H195ZM221 203H220V205H221ZM227 203H230V202H227ZM235 203H233V205L235 204ZM255 203H257V202H254V204ZM38 204V203H37ZM40 204V203H39ZM159 204V205H158ZM164 204V203H163ZM187 204V203H186ZM203 204V203H202ZM212 204V203H211ZM246 204H248V203H246ZM259 204V203H258ZM258 204H257V206H258ZM80 205V204H79ZM85 205H87V204H85ZM155 205H157V207H155ZM183 205V204H182ZM184 205H185V203H184ZM183 205V206H184ZM189 205H191V204H189ZM82 206V205H81ZM84 206V205H83ZM159 206V207H158ZM164 206V205H163ZM210 206V205H209ZM217 206V205H216ZM220 207L219 208V214L217 215V216H220V214L222 215V217L224 216L222 213H221V208H223V207ZM236 206V205H235ZM235 206H234V208H235ZM242 206V205H241ZM256 206V205H255ZM88 207H90V205L89 206H87V208ZM110 207V208H111ZM164 207H166V206H164ZM186 207V206H185ZM196 207H197V205H196ZM211 207V206H210ZM214 207V206H213ZM225 207V206H224ZM237 207L239 208L240 207V204L239 205H237ZM236 207V208H237ZM245 205H243L242 206V208L240 209L239 208V210H238V208L236 209V210H238L237 212H239V217H241L242 215H244L245 214V212H247V210L245 211ZM248 207V206H247ZM261 209H262V206H259ZM86 208V207H85ZM179 208V207H178ZM177 208V209H178ZM181 208V207H180ZM183 208V207H182ZM191 208H193L192 206H191ZM202 208V207H201ZM212 208V207H211ZM214 208H216V207H214ZM226 208H227V210H228V207L226 206L225 207V209H222V211H224L223 213L225 214V212H227V211H225L226 210ZM230 208L232 209V205L230 206ZM255 208V207H254ZM47 209V208H46ZM133 209H136L135 211L133 210ZM185 209V208H184ZM244 209V211L245 212H243L242 210ZM247 209V208H246ZM122 210H124V211H122ZM182 209H180V211H181ZM248 210H250V209H248ZM257 210V209H256ZM43 211V210H42ZM46 211V210H45ZM156 211V210H155ZM188 211V210H187ZM203 212H204V209L202 210ZM231 211V210H230ZM234 211H235V209H234ZM243 212V214L241 215V213ZM118 212L120 213L121 212V214H122V212H126L125 213V216L126 215H128L125 219H121V217L120 218H118L119 216H120V214H118ZM150 212V213H149ZM183 212V211H182ZM191 212V211H190ZM236 212V211H235ZM236 212V213H237ZM241 212V213H240ZM42 213V212H41ZM112 213V214H113ZM159 213H161L160 212V210H159ZM176 213H178V212H176ZM184 213V212H183ZM199 213V212H198ZM217 213V212H216ZM228 213H229V211H228ZM251 213V212H250ZM261 213H262V210H261ZM109 214V213H108ZM111 214V215H112ZM154 214H156V212H154ZM110 215V216H111ZM117 215H119L118 217H117ZM123 215V214H122ZM121 215V216H122ZM151 215V216H150ZM177 215V214H176ZM264 215V214H263ZM66 216V215H65ZM68 216V215H67ZM66 216V217H67ZM157 217L158 218V216L157 215H154L153 217ZM162 216V215H161ZM184 216V215H183ZM201 216V215H200ZM199 216V217H200ZM206 216H209V215H207L206 214ZM237 216V215H236ZM238 216H237V218H238ZM245 216V215H244ZM258 216H261V215H258ZM63 217V216H62ZM155 217V218H156ZM172 217V216H171ZM185 217V216H184ZM203 217V216H202ZM227 217V215L225 214V216H224V218H226ZM231 217V216H230ZM230 217L228 216L227 217V219H225L226 221H229L228 220V218L230 219ZM246 217H247V215H246ZM245 217V218H246ZM100 218H101V220H100V222L101 221H103V217H101L100 216ZM154 218V219H155ZM157 218H156V220H154V221H157ZM160 219H162L161 217H159ZM165 218V217H164ZM169 218V217H168ZM177 218V217H176ZM188 218V217H187ZM201 218V217H200ZM208 218H210V217H208ZM223 218V219H224ZM243 218V217H242ZM242 218H241V220H242ZM244 218V219H245ZM260 218V217H259ZM261 218H262V216H261ZM260 218V219H261ZM40 220H42V218H39ZM69 219V218H68ZM178 219V218H177ZM202 219V218H201ZM235 219L236 218H234V219H232V222L231 223H233L234 222V224H237L236 225V227L238 226V227H240V229H238V230H236V231H233L232 232V230H231V228H230V231L231 232H229V230H228V232L226 231H224L225 233L223 234L224 236H223V238H215V240L214 239H211V238H209V236H208V238H207V240L208 239H211V241H216L217 239H218V241H217V243H219V248L221 249V247H222V249H223V251L226 253V254H228V253H231L232 252V249H235V248H233V243H232V241L231 240H233L234 238H235V236L234 235H236V237L237 238H239V239H244L245 237V234H247V236H248V232L250 231V230H255L256 229V227H258L257 229H260V228H262L263 229V225L261 226L260 224V226L258 225V219L257 218H254V219H251L252 221H240V219L238 220H236V222H235ZM247 219V218H246ZM36 219L34 218V220L33 221H35ZM150 220H152V218L150 219ZM183 220V219H182ZM181 220V221H182ZM199 220V219H198ZM206 220V219H205ZM29 221V220H28ZM159 221V220H158ZM186 221H190V219L189 220H186ZM203 221H204V219H203ZM202 221V222H203ZM212 221V220H211ZM210 221V222H211ZM214 221V220H213ZM30 222V221H29ZM40 222V221H39ZM47 222V221H46ZM97 222L99 223V221L97 220ZM183 222V221H182ZM217 222H219V221H217ZM216 222V223H217ZM230 222V221H229ZM227 223L226 222V224H230V223ZM261 222V221H260ZM32 223V222H31ZM30 223V224H31ZM36 223V222H35ZM64 223V222H63ZM155 223V222H154ZM215 223V224H216ZM261 223H263V222H261ZM29 224V225H30ZM34 223H32L31 225H33ZM37 224H38V222H37ZM42 224V223H41ZM48 224V223H47ZM47 224H44V225H47ZM51 224H54V223H51ZM50 223H49V225H51ZM66 224V223H65ZM168 224V223H167ZM176 224V223H175ZM191 224V223H190ZM207 223H205V225H206ZM209 224V223H208ZM212 224H213V222H212ZM220 224V223H219ZM28 225V223H27V226H29ZM30 225V226H31ZM39 225V224H38ZM48 225V226H49ZM55 225V227H57L56 226V224H54ZM157 225H159V224H157ZM160 225H163V224H160ZM187 225V224H186ZM185 225V226H186ZM197 225H198V223H197ZM222 225V224H221ZM230 225H232V224H230ZM229 225V226H230ZM258 225V226H257ZM34 226H36V224L34 225ZM40 226H43V224L42 225H40ZM156 226V225H155ZM169 226V225H168ZM171 226V225H170ZM183 226V225H182ZM188 226V225H187ZM201 226H202V224H201ZM206 226H208V225H206ZM224 226V225H223ZM235 226V225H234ZM17 227V226H16ZM33 226H31V227H29V228H32ZM39 227V226H38ZM162 227V226H161ZM166 227H167V225H166ZM216 227H217V225H216ZM231 227V226H230ZM43 228V227H42ZM45 228V227H44ZM103 228V229H104ZM151 228V227H150ZM163 228H165V227H163ZM170 228V227H169ZM201 228V227H200ZM223 228V227H222ZM222 228H220L219 230H222ZM224 228H226V229H228L227 227H225L224 226ZM27 229V228H26ZM34 229V227L32 228V230L31 231H35V232H33L32 234L33 235H35V237L38 235V236H40V234H38L39 232V229L38 228H36L35 230H33ZM46 229V228H45ZM44 229V230H45ZM48 229V228H47ZM51 229H54V227L53 228H51ZM51 229H49L50 230V232H54V230H52L51 231ZM73 229H75V228H73ZM105 229V230H106ZM143 229V228H142ZM146 229V228H145ZM148 229V228H147ZM206 229V228H205ZM211 229V228H210ZM80 229H78V231H79ZM85 230V229H84ZM104 230V231H105ZM132 230H134V231H132ZM141 230V229H140ZM157 230V229H156ZM171 230V229H170ZM201 230H203V229H201ZM207 230V229H206ZM215 230H217V229H215ZM224 230V229H223ZM30 231V230H29ZM29 231H28V233H29ZM55 231H56V228H55ZM101 231V230H100ZM113 231V230H112ZM192 231V230H191ZM208 231V230H207ZM246 231H247V233H246ZM42 232V231H41ZM40 232V233H41ZM87 232V231H86ZM85 232V233H86ZM133 232V233H132ZM138 232V231H137ZM157 232V231H156ZM210 232V231H209ZM217 232H219V231H217ZM251 232V231H250ZM25 233H27V232H25ZM31 233V232H30ZM74 233H76L75 231H74ZM84 233V234H85ZM105 233L106 234H108L106 231H105ZM149 233V232H148ZM264 233V232H263ZM43 234V233H42ZM42 234H41V236H42ZM77 234V233H76ZM87 234V233H86ZM98 234V233H97ZM104 234V233H103ZM112 234H114V233H112ZM150 234H152V232L151 233H149V235ZM194 234V233H193ZM196 234V233H195ZM198 234V233H197ZM220 234H222V232L220 233ZM232 234H234V235H232ZM78 236H79V234H77ZM83 235V234H82ZM88 235V234H87ZM99 235V234H98ZM101 235H102V233H101ZM101 235H99V236H101ZM110 236H111V234H109ZM251 235V234H250ZM253 235V234H252ZM264 235V234H263ZM40 236V237H41ZM108 236V235H107ZM195 236V235H194ZM198 236V235H197ZM200 236V235H199ZM211 236H213V235H211ZM222 236V235H221ZM220 236V237H221ZM232 236H234V238L232 237ZM256 236V235H255ZM19 237V236H18ZM30 237H31V235H30ZM33 237V236H32ZM32 237H31V239H32ZM34 237V240L36 239L37 240V238H35ZM77 237V236H76ZM84 237H86V235H84ZM142 237V236H141ZM196 237V236H195ZM214 237V236H213ZM83 238V237H82ZM87 238V237H86ZM102 238V237H101ZM200 238V237H199ZM206 238V237H205ZM248 238V237H247ZM245 239L244 241L246 242V240H248V239ZM18 239V238H17ZM40 239V238H39ZM81 239V238H80ZM195 239L196 238H194V241H195ZM15 240V239H14ZM35 240V241H36ZM176 240V239H175ZM198 240V242H199V239H197ZM16 241V240H15ZM21 241V240H20ZM20 241H18V242H20ZM34 241V242H35ZM41 241V240H40ZM148 241V240H147ZM150 241V240H149ZM153 241V240H152ZM157 241V240H156ZM159 241V240H158ZM174 241V240H173ZM202 241V240H201ZM240 241V240H239ZM249 241V240H248ZM23 242V241H22ZM33 242V241H32ZM33 242V243H34ZM37 242H39V240L37 241ZM191 242V241H190ZM24 243V242H23ZM41 243H42V241H41ZM153 243V242H152ZM199 243H201V242H199ZM211 243V242H210ZM213 243V242H212ZM216 243V242H215ZM216 243V244H217ZM262 243H264V242H262ZM17 244V243H16ZM20 244V243H19ZM18 244V245H19ZM36 244V243H35ZM39 245H40V242L38 243ZM60 244V243H59ZM165 244V243H164ZM169 244V243H168ZM192 244H194V243H192ZM238 244H239V242H238ZM244 244V243H243ZM260 244V243H259ZM42 245V244H41ZM40 245V246H41ZM160 245H162V244H160ZM166 245V244H165ZM195 245V244H194ZM213 245H215L214 243H213ZM218 245V244H217ZM216 245V246H217ZM220 245H221V247H220ZM262 245V244H261ZM261 245H259V246H261ZM33 246H36V245H33ZM169 246V245H168ZM167 246V247H168ZM182 246H183V244H182ZM198 246V245H197ZM215 246V247H216ZM239 246V245H238ZM249 246V245H248ZM258 246V247H259ZM19 247V246H18ZM56 247H58V246H56ZM61 247V246H60ZM201 247V246H200ZM218 247V246H217ZM244 247V246H243ZM251 247V246H250ZM23 248V247H22ZM21 248V249H22ZM37 248V247H36ZM42 248V247H41ZM183 248V247H182ZM188 248H189V246H188ZM195 248V247H194ZM197 248V247H196ZM208 248V247H207ZM209 248H211V247H209ZM241 248V247H240ZM262 248L264 249V247L262 246ZM44 249V248H43ZM56 249V248H55ZM58 249L60 250V248L58 247ZM186 249V248H185ZM185 249H183L184 251H185ZM191 249H193V248H191ZM214 248H212L211 250H207V253H206V256H205V253H204V258L205 259H207V260H211L212 261V258L214 259V255H215V251L213 250ZM219 249V250H220ZM238 249H239V247H238ZM244 249V248H243ZM261 249V248H260ZM20 250V249H19ZM195 250V249H194ZM218 250V251H219ZM247 250V249H246ZM21 251V250H20ZM189 251V250H188ZM187 251V252H188ZM191 251V250H190ZM197 251V250H196ZM218 251H217V253H218ZM239 251H241V250H239ZM250 251H251V249H250ZM24 252V251H23ZM42 252V251H41ZM202 252V251H201ZM234 252V251H233ZM262 252V251H261ZM260 252V253H261ZM19 253H21V252H19ZM25 253V252H24ZM181 253V252H180ZM190 253V252H189ZM192 253V252H191ZM196 253V252H195ZM222 253V252H221ZM234 253H236V252H234ZM242 253V252H241ZM186 254H188V253H186ZM198 254H199V251H198ZM202 254H203V252H202ZM201 254V255H202ZM226 254H224L223 253V255H226ZM231 254H233V253H231ZM247 254V253H246ZM245 254V255H246ZM193 255V254H192ZM197 255V254H196ZM201 255H199V256H201ZM242 256H243V254H241ZM261 255H263V254H261ZM198 256V257H199ZM229 256V255H228ZM1 257V256H0ZM21 257V256H20ZM177 257V256H176ZM179 257V256H178ZM180 257H181V255H180ZM188 257V256H187ZM197 257V256H196ZM219 257H222L221 255L219 256ZM244 257V256H243ZM242 257V258H243ZM3 258V257H2ZM8 258H9V256H8ZM24 258V257H23ZM200 258V257H199ZM204 258L202 259V260H204ZM260 258V257H259ZM264 258V257H263ZM6 259V258H5ZM181 259V258H180ZM200 259V260H201ZM3 260H4V258H3ZM12 260V259H11ZM199 260V261H200ZM215 260V259H214ZM229 260H230V258H228L227 257V255H226V257L224 258V262L226 263L227 261L229 262ZM232 260V259H231ZM235 260V259H234ZM1 261V260H0ZM7 261V260H6ZM223 261V260H222ZM222 261H221V263H222ZM237 261V260H236ZM245 260H243L242 262H244ZM263 261V260H262ZM10 262V261H9ZM12 262V261H11ZM180 262V261H179ZM179 262H177L178 264H179ZM203 262V261H202ZM223 262V263H224ZM233 262V261H232ZM238 262V261H237ZM15 263H16V261H15ZM194 263V262H193ZM199 263H201V262H199ZM204 263H205V260H204ZM211 263V262H210ZM215 263V262H214ZM220 263V264H221ZM230 263H231V261H230ZM263 263H264V261H263ZM9 264V263H8ZM182 264V263H181ZM186 264H188V263H186ZM234 264V263H233ZM239 264V263H238ZM245 264H246V262H245ZM262 264V263H261Z\"/></svg>","mask_w":264,"mask_h":264}]
</instances>
